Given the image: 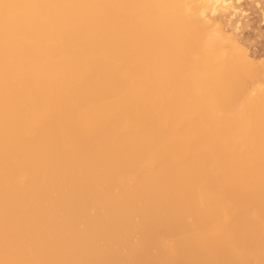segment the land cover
Masks as SVG:
<instances>
[{"label": "rangeland", "instance_id": "rangeland-1", "mask_svg": "<svg viewBox=\"0 0 264 264\" xmlns=\"http://www.w3.org/2000/svg\"><path fill=\"white\" fill-rule=\"evenodd\" d=\"M252 1H254V0H174V1H162V2H160L159 3V9H161V10H164V9H166V7H168L169 5H170V8H171V6H172V8H173V10L175 11V12H178V13H180L181 14V16L184 18V19H186V20H190L191 18H193V17H199L203 22H204V24H205V26H206V28H205V30L202 32V34L200 35L199 34V36H200V38L201 39H203V42H202V44H201V47H203V48H205L206 46H209V47H215L216 45H219V46H221V45H223V46H221V48H218L217 50V56H218V54H219V56L221 57V59H226V57L228 56V54H230V53H232V52H234L235 50V52L234 53H236V54H239V56L241 57V58H238L236 61H238V63H240V62H243L244 64H246V63H248L249 62V64L251 63V65L253 66V64H254V67L257 65V68L255 67V69H258V71H257V75H255L253 78H250L249 79V82L248 83H246V88H247V94H246V96L242 99V100H239V105H237V101H235V99H236V96L233 94L234 92H235V90H234V92L232 93V91L231 92H227V95H234L233 97H234V104H236V106L238 107V109H239V113L241 112V111H243V109H244V113H248V111H249V109L253 106V105H255V103L254 102H257V99H259V102H261L263 105H264V70H263V67H264V2H260V1H255V2H252ZM165 2H168V3H165ZM258 3H259V5H260V7H258L259 5H258ZM225 17V18H224ZM241 19V20H240ZM227 28V29H226ZM230 28V29H229ZM106 29V28H105ZM229 30V31H228ZM225 31H227V33L225 32ZM230 31H231V33H230ZM108 32H110V31H107L106 30V35H108L109 33ZM112 32V31H111ZM110 32V34H111V36H112V33ZM116 32V31H115ZM109 34V35H110ZM116 34V35H115ZM102 35H105L104 34V31H103V33H102ZM102 36L104 39H102L100 36V38L102 39H99V40H101V41H107L106 43L105 42H101V44H99L100 42H99V40H98V42L99 43H95V41H96V39H90V40H88L87 41V43H89L90 41H94V43L95 44H90L89 43V45L87 44V45H84V44H86V43H84V44H82V45H84V46H82L81 47V44H80V46H77L79 49L77 50L76 48L77 47H75L74 49V51L73 52H71V50H70V52H67V50H65V52L67 53V54H69L68 56H67V54L64 52L63 53V55L61 54L62 53V51H64V50H62L63 48L62 47H60V44H58L57 43V45L55 44L56 42H52V44H54L53 46H51L52 48H51V51H50V56H51V54L53 53V56H55L56 55V57L59 55V54H61V55H59L57 58L55 57V58H53L52 56V59H49L50 57H49V55L47 54L46 56L47 57H49L47 60L45 59V55H42V56H45V57H42V59L44 58L45 59V62H43V60L39 57V59H40V63H41V61L43 62V63H41V66H40V63H38L39 65H37L36 67H41L42 69H43V67L46 65V61L48 62V60H50L48 63H47V65H48V70H49V73H51V74H49L50 76L49 77H51V76H53V78L56 80V83L54 84V82H53V78L50 80V78L48 77V83H50V82H52L53 84H51L50 83V85H49V92L50 91H52L53 89L55 90L56 89V91H57V93H55L54 92V90L52 91V92H50V94L49 95H51V93H53L54 92V94L55 95H57L58 96V99H56L57 97L54 95V94H52L53 95V97H56L55 99H53L52 97L51 98H49V102L51 103V101H55V103H56V105H57V103H58V101H59V105L58 106H56V105H52V103L54 102H52L51 104L49 103V105L51 106L52 105V107L53 108H57L56 109V111H51L50 112V110L51 109H49V111L48 112H50V114H46L47 116H45V117H41V119H43L42 121V123H41V119H39V124L38 125H40V123L43 125V128H46L47 127V130L49 129H52V127L51 126H53V123H54V126H58L57 128V131H56V128H54L55 130H53V132H52V130L49 132V131H45V129H44V131L43 132H41L40 130L42 129L41 127V125L40 126H38L37 124V127H40L41 129L39 130L37 127H36V125L35 126H32V124L29 122V126H31V127H33V128H31V127H28L27 125H28V121H27V119L28 120H30L29 118H27V119H23V121H25V122H27V125L25 124L24 126H23V128H21L23 131H25V129H26V127H28L27 129H26V131L28 132V133H26V132H24V135L23 136H21L22 137V139H21V137H20V139H19V137L17 136V138H16V140H15V142L12 140V142L10 143V142H6V141H3V140H5V139H2L1 137V141H0V143L2 144L3 142H5V143H7L8 145L7 146H5V143H3L2 145L0 144V149H1V146H2V148H4L2 151H0V152H3V151H7V153H9L10 152V154L8 155V154H6V153H0V164L1 163H3V165H5V166H3L2 164V166H0V183L2 184H0L1 186H0V188H2V189H5L6 188V190L7 191H9V192H6L5 190H1V192L0 193H7L8 195L9 194H11V195H13V196H8L7 194H5V195H7L8 197H3V194H2V198L0 197V200L2 199L3 201H5V202H1L0 201V203H3V204H7V199L9 200L10 198H11V200H13L15 197L16 198H20V200L19 199H14L13 201H9L8 202V204H10V203H12V202H14V203H16V204H14V203H12L13 205H18V206H16V207H14V210L17 208V207H19V204L21 203L20 201H22V204H23V202H24V206H30L31 204L34 206V205H36V206H30L31 208L33 207V208H38L39 207V204L41 205L40 206V209H39V211L40 210H44V212L43 211H38V212H36L38 209H36L35 211H34V209L32 208V210H31V208L29 207L28 209H27V207L25 208L23 205L21 206V204H20V207H22V208H25V211H24V209H22L23 210V212L24 213H22L23 215V217H24V214H25V217L24 218H30V216H27V215H31V218H32V222H31V218H30V221H27L26 219L24 220V221H21L20 220V218H19V220H17L18 219V216L16 215L17 213V210H18V213L19 212H21V209H19V208H17L15 211L14 210H12V212H11V214L13 215V211H14V213H16V214H14L15 216V218L14 219H16V221H17V223L19 222V221H21V222H25L24 223V225H26V222H28L27 223V225L26 226H28V227H24L26 230H28V231H30V230H32L33 229V225H35L34 227H38V228H41V229H43V235H45V236H47V237H51L52 236V238H55V239H59V240H62L64 243H65V245L67 244L68 245V243H69V245H71V247H75V245H77L76 243H78V237L80 238V236L82 235V236H85V237H81V239L82 240H84V241H82L81 243H83V248L85 249V245H84V243H85V240H86V245L88 244V246H89V243H90V246L94 243V246H95V248H98L99 247V249H100V251H99V249H97L99 252H101V250H102V253H105V254H107L109 251H111V250H109V251H107V252H105L106 251V249L108 250V249H112V251H113V253H111V252H109V256L108 257H106L105 259L103 258V260H102V262H98V264H103V263H105V264H184L186 261L188 262V260L186 259L187 258V256H186V249H187V247L188 246H190V245H194L195 246V248H194V250H195V252H203V254H205V256H207L205 259L203 258L204 257V255L201 253V255H203L202 256V260L201 261H203L202 263L203 264H213V262H214V259H215V263L214 264H228V262L230 263V264H256L257 262V264H260V263H262V264H264V211H262L263 209H264V203L262 204V202H264V197L262 198L261 196H264V195H261V194H263L264 193V125H263V123L261 124V122H264V115L263 114H257L256 116L258 117V115L260 116H262L261 118H262V121H261V118L260 117H258L259 119H260V121L258 120V118H254L253 117V119H255V120H252V119H250V122H252L253 121V123H250L249 122V117L247 116V114H244V115H246L247 117H245L243 114H242V112H241V114L244 116V119L246 120V119H248L247 120V123H245L244 121H243V125H244V127H240V126H243L242 125V123L240 124V126H234V127H236V129L234 128V127H231V128H233V129H235L236 131H234L233 132V129H231L232 130V132H231V130H228V131H230V132H228L227 133V131H225V130H227V129H224L223 130V128H221L222 129V131H220L221 129H218L219 127H222L224 124H225V119H226V117L228 118V117H230V116H232L233 114V112L234 111H236L237 112V109H236V106L235 107H233V112H231V113H229L230 111L228 110L229 108L231 109V106H233V105H231L230 106V104L228 105V103H230V102H232L231 104H233V100L231 101V99H233V98H230L231 97V95H230V99L229 98H226V100L227 99H229V100H223V99H221V98H218V97H220L221 96V94H222V92H221V94H220V96H217V97H215L216 95H218L217 93H215V94H212V96H211V93L208 95V98L206 99L207 101L208 100H210V99H213V95H214V101L216 102H214L215 104H218V102H221V103H226L227 105L226 106H230L229 108L228 107H226V106H224V108H228V109H222L223 108V106H221V107H219L222 111L220 112V110H219V108L217 109V108H215V107H217V106H219V104L218 105H215L214 103L212 104V105H215V107H213V110L211 111V114H216L217 112H214L213 113V111L215 110V109H217V110H219V112L220 113H218V116L220 117V119L218 120V118L216 117V119H215V116H217V114L215 115V116H213L212 115V117L213 118H210L211 119V121H212V119H213V121L212 122H209V124L210 125H208V122H203V130L205 129L204 128V126L206 125V128L207 129H205L206 130V132L204 133V131H203V133H204V135H203V133L201 134V132H202V130L199 132V133H197L198 131H196L197 130V128L194 130L193 128V125L195 124H191L190 122H193L194 120H196V118H194V116H195V114H194V116L192 117V118H194V119H192L190 116H188L189 114L190 115H193V113L192 112H190L189 110L187 111V112H190L189 114H186L187 112H186V110L183 112L184 113V115L183 114H181L183 117L182 118H180V120L178 119V121L180 122V124L178 125V124H176L175 123V121H176V118H179V117H181V115L179 116V117H177L176 115H172L173 113L174 114H176V112L174 111L175 109H172L173 107H175V105L174 106H172L175 102H177V100L176 101H172V100H174L173 98H172V96H171V93H170V91L168 92V93H170L169 95H168V93H166V90L168 91L169 89L168 88H166V90H165V88H163V85H164V87H167V86H165V84H164V79L165 78H167L165 75H162L161 74V70L159 69V68H157V67H155V66H153V65H151V64H147V66H146V64H142V63H139L138 61H137V57L135 56V52H133L132 53V49L131 50H127V48L129 49L130 47H131V45H130V43H128V42H124V41H121L120 39L118 40L117 39V37H115V36H117L118 34H117V32L116 33H114V31H113V35H115L114 37L117 39V41H116V39L114 38V37H111L110 39H106V37H108V36ZM235 36H237V38H235L236 40H238V41H231L230 39H232V40H234L233 38L235 37ZM14 37H16V35H13V37H11L10 36V38L8 37L7 38V40L9 39V44H7L8 43V41L6 40V44L7 45H11L10 44V41L13 43L14 41H16V39H13ZM98 37V38H99ZM231 37V38H230ZM13 39V40H12ZM19 40V39H18ZM21 40H24V39H20V41ZM253 40V41H252ZM60 41V43H62V40H59ZM58 41V42H59ZM233 42L234 43V45H233V43H229V42ZM242 41V42H241ZM250 41V42H249ZM116 42V43H115ZM105 43V44H104ZM117 43L118 44H120L119 45V47H120V49L118 48V46H117ZM126 43H128V44H126ZM243 43V44H242ZM253 43V44H252ZM98 44L100 45L99 47H98ZM242 44V45H241ZM251 46H250V45ZM91 45V46H90ZM95 45H96V47H95ZM104 45H106L105 47H104ZM124 45V46H123ZM240 45V46H239ZM254 45V46H253ZM116 51H114L111 47ZM122 46V47H121ZM245 46H247L248 47V49H244V47ZM123 47H125L126 49H123ZM252 47V48H251ZM117 50H116V49ZM122 48V49H121ZM250 48V49H249ZM59 49V51L61 52V53H59V54H55V53H58L57 52V50ZM62 51H61V50ZM112 49V50H111ZM119 49V50H118ZM241 49H242V51H241ZM56 50V51H55ZM121 50V51H120ZM125 50L126 51H129V52H125ZM197 50H203V49H197ZM243 50H244V54L242 53L243 52ZM69 51V50H68ZM77 51V52H76ZM119 53H118V52ZM237 51H239V52H237ZM131 52V53H130ZM246 52V53H245ZM72 53V54H71ZM74 53V54H73ZM117 53V54H116ZM122 53H125V54H122ZM120 54H122V58L123 57H126L125 59H129V57H128V54L130 55V54H132V55H130V59L133 61L134 59L136 60H134V62H132L131 61V65L133 64V66H128L129 65V63H130V60H129V62L127 61V63H126V61H124L125 59H123V61L120 59V57L119 56H121ZM133 54H134V56H133ZM243 56H242V55ZM247 54V55H246ZM66 55V56H65ZM127 55V56H126ZM2 56V57H1ZM3 56H4V53L2 52V51H0V60H2V58H3ZM132 57H135L134 59L132 58ZM197 56H195V58H196ZM242 58H244V59H242ZM247 58V59H246ZM39 59L37 60V61H39ZM262 59H263V61H262ZM240 60V61H239ZM246 60H248V61H246ZM245 61H246V63H245ZM254 61V62H253ZM121 62V63H120ZM125 62V63H124ZM115 63H117L116 65H115ZM253 63V64H252ZM31 64H33V63H31ZM31 64H29L28 66H31ZM128 64V65H127ZM136 64H138V66L136 65ZM52 65H54V67L51 66ZM57 65V66H56ZM124 65H126V69H125V66ZM136 65V66H135ZM141 65H143V66H145V67H149L148 69L149 70H152V75H151V77H148L147 79H146V77L149 75L148 73H146L147 71H145L146 69L145 68H143V66H141ZM43 66V67H42ZM50 66V67H49ZM56 66V67H55ZM59 66V67H58ZM124 66V69L122 68ZM135 66V67H134ZM139 66H140V70H143L144 69V71L142 72V71H140L139 70ZM260 66H262L261 68H260ZM31 67H33V66H31ZM36 67H33V68H31V71L33 72V70L32 69H36ZM98 67H100V68H98ZM134 68V69H132V70H130L129 68ZM138 67V68H137ZM143 69H142V68ZM259 67V68H258ZM52 70V72H50V69ZM53 68H54V70H56L57 68H59L58 69V71H55V73H53L54 72V70H53ZM114 68H115V70H114ZM135 68H137L136 70H135ZM154 70H153V69ZM159 70V72H158V70ZM26 70H28V72H29V69L30 68H27V66H26V68H25ZM112 69V70H111ZM45 70V69H44ZM46 70H47V68H46ZM47 70V71H48ZM129 70V71H128ZM137 70H139V72H137ZM156 70V71H155ZM30 71V72H31ZM35 71V70H34ZM100 71V72H99ZM111 71V72H110ZM117 71V73H116V75H115V72ZM132 71H136V72H132V75H131V72ZM97 73L96 75L99 77V78H97L96 76H95V73ZM108 72V73H107ZM110 72V73H109ZM113 72H114V74H113ZM142 74H141V73ZM148 72H150V71H148ZM217 72V71H216ZM35 72H33V74H34ZM93 73V76H95L94 77V81H93V76L91 75ZM99 73V74H98ZM134 73H136V75H137V73H139V75H135ZM144 73V74H143ZM147 74V76H146V74ZM162 73H164L163 71H162ZM30 74V73H29ZM32 74V73H31ZM58 76H56V75ZM118 74V75H117ZM133 74L135 75V77H134V79H135V82H134V79H133V81L131 80L132 78H133ZM151 74V73H150ZM165 74V73H164ZM207 74H210V72L209 73H207ZM211 74H213L212 72H211ZM109 75V76H108ZM142 75V76H141ZM92 76V77H91ZM113 76L115 77V78H113ZM139 76L143 79L142 80V82H143V84H141V81H139V83L138 82H136V77L137 78H139ZM150 76V75H149ZM152 76L154 77V78H152ZM160 76H162L164 79H162V80H159V77ZM177 76L178 75H176V78H173V79H177ZM89 77H91L90 78V81L91 82H94V84L95 83H97V84H93V83H91L90 85H89V83L90 82H88V80H87V78L89 79ZM101 77V78H100ZM145 77V78H144ZM162 77H160V79L162 78ZM175 77V76H174ZM140 78V79H141ZM152 78V79H151ZM181 78V80H179ZM180 78H178L177 80H179V82H181L180 84H182L183 85V76H181ZM140 79H138V80H140ZM146 80V82H145V80ZM49 80H50V82H49ZM149 82H148V81ZM175 80H174V82H175ZM176 80V81H177ZM88 82V84H87V82ZM157 83H156V82ZM47 82V81H46ZM150 82H152V83H150ZM153 82H155L154 84H153ZM178 81L177 82H175L174 84H175V87L178 85V83H179ZM86 83V84H85ZM140 84V85H138V84ZM146 85H148V86H144L145 84ZM149 83V84H148ZM94 85V86H91V85ZM151 84V87H152V85H154L153 87V91H151V92H154V90H155V87L156 86H158L159 84V86L157 87L158 88V92H160L159 94H153V93H150V89H151V87H149V85ZM158 84V85H157ZM180 84H179V86H180ZM185 84V83H184ZM85 85H89L88 86V88H86L87 86H85ZM142 85L144 86V88L145 87H148V90L146 91H144L146 94L149 92L150 94H153V97H152V95L151 96H149L148 94V96L149 97H147V95L143 92V91H140L139 90V88H141V89H143V87H142ZM156 85V86H155ZM51 86H53V87H51ZM54 86H56L55 88H54ZM86 88H84V87ZM140 86V87H139ZM91 87V88H90ZM161 89H160V88ZM172 87V85H170L169 86V88H171ZM173 87H174V85H173ZM83 88L85 89V90H87V91H85V90H83ZM23 89H27V88H25L24 86H23V88H22V90ZM52 89V90H51ZM89 89H91V90H89ZM147 89V88H146ZM163 89H164V91H163ZM172 89V88H171ZM144 90V89H143ZM155 90V92L154 93H157V91ZM165 93V95L164 94H161V93H163V92ZM228 91V90H227ZM230 91V90H229ZM139 92V93H138ZM141 93V94H140ZM168 96H167V95ZM223 94L225 95L226 94V91H224L223 92ZM222 94V96H224ZM51 95V96H52ZM138 95H140V96H138ZM146 95V96H145ZM158 96V95H160V97L161 96H166V97H169V99H171V101H172V103H170V101H169V103L170 104H172V105H170V104H167L168 103V101H167V103H163L162 101H160V99L162 98H160L159 96L158 97H155V96ZM221 96V97H222ZM261 96V97H260ZM50 97V96H49ZM171 97V98H170ZM165 98V97H164ZM219 99V100H217V99ZM261 98V99H260ZM51 99H53V100H51ZM163 99V98H162ZM161 99V100H162ZM168 99V98H167ZM167 99H163V101L164 102H166L165 100H167ZM168 99V100H169ZM221 99V100H220ZM186 100V99H185ZM184 100V101H185ZM213 100H210L208 103H210L211 101H213ZM222 100H223V102H222ZM236 100H238V97H237V99ZM158 101H160L161 103H163V105H168L167 106V108L164 106L160 111H163L164 109H167V110H169V109H171V110H173L174 112L172 113L171 112V110H169V112H168V114H166L165 112H162L163 113V115H164V113H165V115L162 117L161 116V114H160V116H159V114H158V116L157 117H154V121H153V119L152 118H149L150 116H148L147 114L149 113V112H151V111H153L152 109L154 108V110H156L155 108L156 107H154V106H158V104H160V102L158 103ZM183 101V102H184ZM187 101V100H186ZM185 101V102H186ZM189 101H190V99H189ZM192 101V100H191ZM224 101H226V102H224ZM230 101V102H229ZM174 102V103H173ZM179 102V101H178ZM253 102V103H252ZM24 103H25V101H24ZM26 103H27V101H26ZM25 103V104H26ZM158 103V104H157ZM123 104V106H121ZM125 104V105H124ZM128 104V105H127ZM146 104H147V106L149 107V105H151V108L152 109H149V112H148V110H147V108H145V107H147L146 106ZM186 105H191V103L189 102V103H185ZM207 104V103H206ZM251 104H253V105H251ZM259 104V103H258ZM257 103H256V105H258ZM28 105H29V101H28ZM111 105V106H110ZM127 105V106H126ZM161 105V104H160ZM159 105V106H160ZM220 105H222V104H220ZM261 105V104H260ZM14 106V105H13ZM17 106V105H16ZM13 107V108H16V112H17V110H20V109H18L19 107L21 108L22 106L20 105L18 108L17 107ZM23 106H25L24 104H23ZM26 106H27V104H26ZM30 106V105H29ZM55 106V107H54ZM113 106V107H112ZM120 106V107H119ZM130 106V107H129ZM133 106L135 107L134 109H136L135 110V112H137L136 114H134V116H136V117H138L137 116V114L139 115V113L140 112H142V115H143V113H144V115L145 116H147V118L148 119H146V121L148 120V121H150V120H152V122H150L151 124H154L153 122H155V120H156V124H155V126L156 127H154V125H151V124H149V122H148V125H151V126H148V125H145V123H146V121L144 120L143 122H141V123H144V124H142L141 125V123L139 122L140 120H143V119H145V118H139V121H136V120H138V119H136L135 117H133V114H128V115H130V116H132V117H130V118H135V120L133 121V120H131L130 118H128L127 116V112L129 113H132V111H131V109H129V108H131L132 107V110H133ZM159 106H158V108H159ZM250 108H249V107ZM51 107V108H52ZM122 107V108H121ZM126 107H128V109L126 108ZM12 107H11V110H13L14 111V113H16L15 112V110L13 109ZM22 108H25V107H22ZM21 108V109H22ZM26 108H28V107H26ZM26 108H25V110H24V112L26 111ZM30 108V107H29ZM29 108L27 109V110H29ZM32 108V107H31ZM30 108V110L27 112H25V115L27 114H29V112L31 113V112H33L32 111V109ZM53 108H52V110H53ZM124 108H126V109H124ZM144 108L147 110V113H146V110H144ZM160 108H161V106H160ZM215 108V109H214ZM249 108V109H248ZM54 109V110H55ZM118 109V110H117ZM119 109H121V110H119ZM246 109H248V111L246 112ZM127 110V111H126ZM142 110H144V111H142ZM216 110V111H217ZM225 110V111H224ZM232 110V109H231ZM122 111L124 112L125 111V114H126V116L122 113ZM229 111V112H228ZM2 112V113H1ZM102 114H101V113ZM153 112H156V111H153ZM224 112L226 113V114H224ZM236 112L234 113V114H236ZM96 113H99V116L97 117L95 114ZM146 113V114H145ZM152 113V112H151ZM151 113H150V115H151ZM157 113H159V110L157 109ZM157 113L155 114V113H153L154 115H157ZM161 113V112H160ZM169 113H171V114H169ZM221 113H223L224 115H222ZM232 114V115H229V114ZM238 113V112H237ZM238 113V114H239ZM32 114V113H31ZM31 114H29V115H31ZM152 114V115H153ZM222 116V117H224V118H222L220 115ZM228 114V115H227ZM3 116V115H5L4 114V112L3 111H0V116ZM16 115V116H15ZM92 115H95L94 117H93V119H92ZM98 115V114H97ZM140 115H141V113H140ZM143 115V116H144ZM152 115H151V117H152ZM169 115V116H168ZM170 115H172L171 117H176V118H174L175 119V121H174V119L173 118H169L170 117ZM186 115H187V117H186ZM102 116V117H101ZM165 116L167 117V119H168V121H167V119H165ZM184 116L187 118V119H192L193 121H190V122H188V123H186L187 125H189L188 127H185L186 125H183L182 124V122L184 123V122H187V120L184 118ZM236 116H238V115H236ZM236 116L234 117V119H237V120H235L234 122L235 123H238V122H236V121H240V119H242L243 118V116H240L239 115V117H241L239 120H238V118H236ZM5 117H7L6 115H5ZM11 117V118H10ZM14 117H15V119H17V118H19L18 117V115H17V113L16 114H14V116L12 117V116H9V118L7 119V120H13L14 119ZM142 117V116H141ZM160 117V118H159ZM98 118V119H97ZM161 118H164V120H163V122L166 120V122H164V123H167V124H169V126H172V128H170L169 126H167V124L166 125H164L163 123H162V126H163V128H161V127H159V124H161V123H159L160 121H162L161 120ZM185 120H184V119ZM230 118H232V120L231 121H233V116L232 117H230ZM229 118V119H230ZM243 119V120H244ZM0 120L2 121V120H5V118H3L2 117V119H1V117H0ZM91 120H92V122H91ZM159 122H158V121ZM169 120H173L174 121V123H173V121L171 122L170 121V123H171V125H170V123H169ZM215 120H217L216 122L218 123H216L215 124ZM227 121H228V119H226ZM252 120V121H251ZM258 120V121H257ZM133 121V122H132ZM189 121V120H188ZM255 121H257L256 123H255ZM135 122H139V125H141V126H139L137 123V125L135 124ZM159 124H158V123ZM178 122V123H179ZM195 122V121H194ZM221 122H224L223 123V125L221 124ZM229 122V121H228ZM240 122H242V121H240ZM249 122V123H248ZM50 124V123H52V125L49 127V125L47 126V124ZM212 123V124H211ZM23 124V123H22ZM45 124H46V126H45ZM58 124V125H57ZM135 124V125H134ZM157 124H158V126H157ZM246 124H247V126H246ZM254 125V127H253V125ZM3 125V122L0 124V128H1V126ZM173 125L175 126H177L178 125V127H173ZM215 125V128L213 127L212 128V126H214ZM219 125H221V126H219ZM53 126V127H54ZM59 126H60V128H59ZM133 126L134 127H140V128H138V129H143L142 131H144L145 133L144 134H147V133H150V134H147V136H151L152 137V139L156 142V143H159V147H160V149H158V147L156 148L157 150H161V152H164L165 154H167V156L171 159V160H167L165 157H164V153H163V157H162V153L160 152V159H158L159 157L157 156V155H159V154H154L156 157H154V155H150L151 153H149V155L150 156H148V154H147V158H149L148 159V162H152L151 164H150V166H148L149 164H146L147 162V158H146V153H148V152H146L145 153V151H143V150H145L146 149V147H147V145H148V143L149 142H152V141H150V138H147V136L146 135H143V134H141V132H140V130L138 131L137 130V127H136V129H133ZM161 126V125H160ZM185 127V129L183 128V127ZM208 126V127H207ZM218 126V127H217ZM232 126V125H231ZM34 127H35V129H34ZM182 127V128H181ZM210 127H211V129H210ZM238 127H240V129H237ZM29 128L31 129V130H29ZM152 128V132H150V131H147L148 129H151ZM176 129L177 128V130H176V132H174L175 130L174 129ZM191 128V129H190ZM208 128H209V131L207 132V130H208ZM2 129V128H1ZM36 129H37V131H36ZM61 129V130H60ZM144 129H146V130H144ZM170 129H173L174 131H170ZM182 129H184V130H186L187 132H181V130ZM213 129V130H212ZM214 129H216L215 130V133L214 132H211V131H214ZM228 129H230V127L228 128ZM33 130H35V131H33ZM62 131V133L60 132V131ZM132 130H134V133L135 132H137L138 134H140L141 135V137L140 136H134L133 137V135L131 136L133 139H131V138H129L130 137V135L133 133L132 132ZM168 130H169V133H168ZM192 130H194V131H192V133H190ZM218 130L221 132V133H225L226 132V135H223V136H221V133L219 132V136H217L216 134H218L217 132H218ZM256 130V131H255ZM29 131L31 132V134L29 133ZM38 131H40V132H38ZM54 131H55V133H54ZM132 132L131 134L129 133V132ZM167 131V132H166ZM39 133V135L41 136V137H43V135H41L40 133H44L45 132V134H44V138L45 139H43V141H42V138L41 137H39V139H40V141L38 140V139H36L35 140V136H37L36 138H38V136L39 135H37L38 133ZM56 132H58V134L56 133ZM140 132V133H139ZM164 132H166V133H164ZM170 132H172V134L170 133ZM174 132V133H173ZM189 132V133H188ZM256 132H258V133H256ZM26 133V134H25ZM37 133V134H36ZM46 133H47V135L48 134H50L51 135V137L50 136H48L49 138H47V135H46ZM59 133H61V134H63V135H60ZM136 133V135H138ZM194 133V134H193ZM206 133H211L210 134V136L211 135H214V136H217V137H219V138H217L218 139V141H217V139H216V142L214 141V140H210V139H213L212 137H214V136H212V137H210L209 138V144H211V145H204V144H207V142H205V141H207V139L206 138H208L209 137V134H206ZM213 133V134H212ZM230 133V134H229ZM254 133L255 134H259V135H256V137L255 136H253L254 135ZM35 134V136L33 137V135ZM253 134V135H252ZM31 135V137H33L32 139L33 140H30L29 138H26V136L28 137V136H30ZM56 135V136H58V137H61L62 136V138L60 139V138H56L58 141H59V143H58V141L57 140H55V137L54 136ZM60 135V136H59ZM129 135V136H128ZM142 135L144 136V138H145V140H146V142H145V140H144V138L142 137ZM197 135H202V137L201 136H197ZM124 136H125V138H126V136H128L127 138H126V143H124V140L125 139H123V140H121L119 137H121V138H124ZM204 136V137H203ZM220 136H221V138H220ZM253 138H252V137ZM259 136V137H258ZM25 137V139L26 140H24V142L22 141L23 140V138ZM140 139H139V138ZM196 137H200L197 141H199V140H201V138L203 139V140H201L202 141V145L201 144H199L200 143V141L199 142H197L196 141ZM254 137H255V139H257L256 141L254 140ZM260 138L261 137V142L258 140V138ZM51 138V139H50ZM117 138H119L120 140H118ZM137 140H136V139ZM206 140H205V139ZM216 137H214V139H215ZM246 138V139H245ZM249 138V139H248ZM251 138H252V140H251ZM21 140L20 142L21 143H23L24 145H26L25 143H27L28 141H32L31 142V144H36V141L37 142H39V143H41V141L44 143V141H45V145H43V146H41L42 145V143L41 144H39V146L38 145H31L30 143H27V144H30V145H26L25 146V148L27 149H24V147H22V149H24V150H21V146H23L20 142H19V140ZM27 139H28V141H27ZM50 139V141L52 142H54V145H53V142L49 145V144H47ZM53 139V140H52ZM149 139V141H147ZM177 140V141H175V140ZM220 139H221V143L223 144V146H222V144H220L219 142H220ZM55 140V141H54ZM60 140H62L63 142H62V145H60L61 144V141ZM100 140V141H99ZM139 143L138 145H139V147H140V150H142V148H143V153H145V156H143L144 154L142 153H140L141 151L139 150V148H138V152L137 151H135L134 149H136L137 150V143H135L136 141ZM173 140V141H172ZM245 140H247V141H245ZM256 142V143H254V141ZM16 141H17V143H16ZM25 141H27V142H25ZM99 141V142H98ZM102 141H105V142H107V143H102ZM118 141H120V142H118ZM121 141H123L122 143H121ZM140 141H141V143H140ZM143 141H144V143H143ZM170 141H172V142H177V144L179 145H177L180 149H182V150H180L181 151V153H182V155H181V153H179L180 151L178 150L179 148L177 147V146H175V147H177V149L176 148H174L175 150H177V151H179V152H177V151H174V149L172 150V149H170V150H168V148L167 147H165V145H167L168 146V143L170 142ZM203 141H204V143H203ZM213 141H214V143L216 144L215 146L216 147H213L214 146V143H213ZM252 142V143H247V142ZM96 142V144L99 146V143L101 142L102 144H104L103 145V147L105 148V150H104V148L101 146L100 147V151L101 150H104V151H101V153L102 152H105L106 153V148H107V146H109V144H110V148L108 147V149H107V151L109 150V151H111L110 149L112 148V146H113V148H112V152L113 153H115V154H120L121 152H119V150H121L122 152L124 151L125 153L126 152H128L129 150H132V151H130V152H128V154L130 153V155L131 156H133L132 154H134L135 153V158L137 159V161H140V162H142L143 161V163L145 162V164L143 165L142 163V166L140 165V163L139 162H135L136 161V159L134 160V156H133V158H131V161H129L130 160V156H128L129 158V162H134L133 163V165H132V163H126L127 161H126V159H124V157L125 158H127V154H125L124 152L123 153H121V154H124V155H126V156H122L121 154V157H120V155H115V154H113V157H114V155L115 156H117L119 159H117L116 157H114V158H112V155H111V153H109L108 152V159H109V157H110V155H111V157H110V160H111V158H112V161H113V159H114V161L112 162H110V160H108L109 161V163H113L112 165H114V166H112V165H109V163H106L107 164V166H105L104 165V161L105 160H103V159H107V155H101V156H103V157H101L100 156V158H102V160L99 158L98 160H100L102 163H103V165H101V164H99V162L96 160V158H97V156L95 157L94 155V158L93 159H95V160H93L92 161V159L90 158V156H91V154L93 153L94 154V152L93 151H97V153H98V150L96 149V148H98V146L96 147L95 145L96 144H94V143ZM171 142V143H172ZM174 142V143H175ZM20 143V144H19ZM91 143H93V144H91ZM100 143V144H101ZM109 143V144H108ZM120 144V146H119V144ZM145 143L147 144V145H145ZM152 143H154V142H152ZM152 143L150 144V148H149V146L147 147V148H149V149H151V150H149L148 149V151H153L154 153H156L157 152V150L154 148V149H152L151 148V145H152ZM155 143V144H156ZM171 143H169V147H170V145H171ZM174 143H172V145L171 146H173L174 147ZM212 143H213V145H212ZM259 143V144H258ZM261 143V144H260ZM63 144H65V145H63ZM90 144H91V146H90ZM105 144H106V146H105ZM112 144V145H111ZM116 144L118 145V146H116ZM125 145V144H127L128 146H129V150H128V148H126V150H128V151H126L124 148L126 147V145L125 146H122L121 147V145ZM135 145V147H134V145ZM140 144H141V146L144 144L146 147H141L140 146ZM186 144V145H185ZM221 146H220V145ZM20 145V146H19ZM54 147H53V146ZM58 145H60L62 148L61 149H56V148H58ZM94 145V146H93ZM160 145H162L163 147H161ZM176 145V144H175ZM188 145V146H187ZM204 145V146H203ZM217 145H219V146H217ZM30 146H32V147H30ZM51 146V147H50ZM59 146V147H60ZM64 146H65V148H64ZM91 147V148H94L93 150L92 149H90V151L88 152V147ZM93 146V147H92ZM131 146L132 147H134V148H131ZM152 146H154V145H152ZM155 146H158L157 144L155 145ZM212 146V147H211ZM89 147V148H90ZM116 147H118V148H116ZM167 149V150H163L162 151V149L161 148H163V149H165V148ZM173 147H171V148H173ZM184 147V148H183ZM186 147V148H185ZM218 147L220 148V147H222V149L220 150V149H218ZM131 148V149H130ZM145 148V149H144ZM215 148H217V149H215ZM51 149V150H50ZM183 149H186V150H183ZM54 150V151H53ZM64 150V151H63ZM84 150H86V151H84ZM5 151V152H6ZM64 153H63V152ZM65 151H67V153L69 154V156H68V154L66 153L65 154ZM81 151V152H80ZM92 151V153L91 154H88V153H90ZM95 151V152H96ZM115 151V152H114ZM146 151H147V149H146ZM159 151H158V153H159ZM222 151V152H221ZM82 152H87V154H85V155H90V156H88L87 158H85L84 156V153H82ZM118 152V153H117ZM132 152V153H131ZM136 152L138 153V154H136ZM153 152H152V154H153ZM177 152V153H176ZM71 153V154H70ZM83 154V155H80L79 156V154ZM100 153V152H99ZM99 153H98V155H99ZM100 153V154H101ZM140 153V154H139ZM180 155H179V154ZM258 153H260V154H258ZM14 154V155H13ZM256 154H258V155H260V156H256ZM12 155V156H11ZM67 155V156H66ZM96 155V154H95ZM137 155H142V157H141V159L143 158V160H141L140 159V157L139 156H137ZM3 156H5V157H3ZM7 156V157H6ZM10 156V157H9ZM75 156H76V158H75ZM106 156V157H105ZM166 156V155H165ZM29 157H30V159H29ZM47 157H50L51 159H52V161H51V159L50 158H47ZM54 157V158H53ZM69 157H70V159H69ZM79 158V160H78V158ZM139 157V158H138ZM144 157H145V159H144ZM152 157V158H151ZM154 157V158H153ZM258 157H259V159H258ZM1 158H3V159H1ZM47 158V159H46ZM57 158V159H56ZM72 158V159H71ZM89 158V159H88ZM162 158H165V160H166V162H165V164H163L162 165V161H164V159L161 161V159ZM35 159V160H34ZM48 159H50V161H51V164H53L54 165V160H56V161H58V162H60V163H63L62 165L63 166H61V167H65V166H72L73 168H68L67 167V169L69 170V169H72V170H70V172L66 169H64V168H61V169H64V170H60V163H56L55 162V165L53 166V167H56V169L55 168H53V167H51V165L50 166H48L49 164H50V161L48 160ZM54 159V160H53ZM58 159H60V160H58ZM121 159H123L124 161V163L121 161ZM132 159H133V161H132ZM157 159V161H159V162H161V164H159V162L156 164V162L157 161H154V160H156ZM256 159V160H255ZM24 160H30L29 162H31V163H27V165L29 164V165H33V167L30 169V167L31 166H29L28 168H26V166L24 167V170H25V168H26V170L28 169L29 171L31 170H33L32 171V173L33 172H37V170H38V175H40L39 177L40 178H38V175H36L35 173H33L34 175H31V174H29L30 172L28 171V174H27V171L25 170H23V172L27 175H24V173L23 172H20L21 171V168H22V164H24ZM47 160V161H46ZM90 160V161H89ZM146 160V161H145ZM3 161V162H2ZM9 161V162H8ZM23 162V163H20V162ZM42 161H44V162H42ZM120 161V166H118V163H115V162H119ZM154 161V162H153ZM171 161V166H168L167 164H168V162H170ZM68 163V164H70V165H68V164H66L65 165V163ZM91 162H92V166L90 167V165H91ZM9 163H10V165H11V168H13L14 167V169H11L10 168V165H9ZM25 163V164H26ZM42 163H44V165L42 164ZM45 163H46V165H45ZM47 163H49L48 165H47ZM83 163V164H82ZM94 163V164H93ZM95 163H97V164H99V166H100V168H102V169H100L99 168V166L97 165V164H95ZM125 163H126V165H125ZM136 163H139V165H140V172L141 171H144L142 168H146V170H147V167L149 168L148 169V171L147 172H143L144 173V175H146L147 176V180H146V178H145V176L143 177V176H141V174L139 173V169H138V166H137V168H135V173H137V175H135V177H137L138 175H140L141 176V180H139V181H143V178H144V181H143V183L145 182V183H147L148 184V178L150 179V180H152V182L155 184V186H156V189H153L155 186H154V184H152V182H150V184H152L153 186H151L150 184H146V186L148 187L149 185V187H151L150 188V190H156V191H150V190H148V191H150V193L152 194V192H153V194L149 197V195H150V193L147 191V189H149V188H147L146 189V187H145V189H146V193L148 194L149 193V195H147V194H145L144 195V193H145V190H144V192H142V190H143V188L144 187H142V186H144V184H142V186H141V182L139 183V181H138V183H139V185L140 186H138V184H137V186L139 187V188H141L140 190H141V192L139 193V194H141V195H143L142 197H141V195H139L138 193H137V191L136 190H134L135 189V187L133 188L131 185L133 184V182H134V178L135 177H133L134 176V173H132L133 171H134V167H136ZM157 165V167L154 165ZM22 165V166H18V165ZM24 164V165H25ZM74 166H73V165ZM78 164V165H77ZM79 164L81 165V167H83V166H85L86 167V169H85V167H84V169L86 170V179H89V177L90 176H93L94 175V172H95V175L97 174V176L98 177H101V176H103V174H104V176L105 177H107V178H105L104 176H103V178L105 179V183L104 182H102L101 180H104L102 177L101 178H96V176H95V178L96 179H94V182H93V178L92 177H90V179H89V182H87V180L86 179H84V182H82V180L80 179V177L81 178H83L84 176H85V174H83V172L85 171L84 169H82L80 166H79ZM90 164V165H89ZM117 164V165H116ZM159 164V165H158ZM19 167L18 168V170H20L19 172L20 173H22V174H20L19 172V174L18 173H16L15 175H13L14 173V171H16L17 170V166ZM58 165H59V167H58ZM65 165V166H64ZM76 165V166H75ZM87 165H89V166H87ZM93 165H95V166H97L98 168L97 169H95L96 167L95 166H93ZM121 165H125L124 166V171H121L119 168L121 167ZM130 165V166H129ZM135 165V166H134ZM138 165V164H137ZM147 167H146V166ZM152 165H154V166H152ZM160 165H161V167H160ZM170 165V164H169ZM172 165H175V166H172ZM9 166V167H8ZM16 166V167H15ZM47 166H48V168H47ZM79 166V167H78ZM109 166H112V168H110ZM126 166H127V168H126ZM128 166L131 168V166H132V172L130 173L129 172V169L130 168H128ZM134 166V167H133ZM144 166V167H143ZM152 166V167H151ZM7 168L8 167V169H3V168ZM49 167H51V168H49ZM74 167H76V168H80L79 170H84V171H80L82 174L79 176V178L78 179H80V180H78V181H74V177H75V179H77L76 177L77 176H74V175H76V174H80L79 172H78V169L76 170V168H74ZM104 167L107 169H104ZM113 167H117V169H115V168H113ZM151 167V168H150ZM154 167V170L152 169ZM166 167H174V169L173 168H171V169H173V170H171L170 172H168L167 173V171L169 170V168L167 169ZM10 168V169H9ZM16 168V169H15ZM35 168V169H34ZM59 170H58V169ZM92 170H91V169ZM95 170H94V169ZM109 168V169H108ZM121 168V169H122ZM144 168V169H145ZM165 168H166V170H165ZM73 169H75V171L73 170ZM113 169H114V171H113ZM120 171H119V170ZM122 169V170H123ZM126 169V170H125ZM162 169H163V171L165 170L166 172H162ZM7 170H12V171H7ZM35 170V171H34ZM56 170V171H55ZM89 170H91L90 172H93V175H90V174H92V173H90L89 172ZM94 170V171H93ZM100 170H101V172L103 171V174H101V173H98V172H100ZM151 170H153V171H150ZM161 170V171H160ZM5 171H7V172H9L8 174H7V172H5ZM57 171L59 172H61V171H63V172H61L63 175H61V173L60 174H58L57 173ZM64 171H67L68 172V174H67V172L65 173ZM88 171V172H87ZM108 171H109V173H108ZM112 171V172H111ZM115 171H117V172H115ZM129 172L130 174L128 175V178H127V176H125L126 174L125 173H127V172ZM189 171V172H188ZM54 172H55V174H54ZM76 172V174H74ZM104 172H106V173H108L107 175H109V176H107V175H105L106 173H104ZM111 172V173H110ZM124 173L123 174V176L121 175L120 177H119V173ZM188 172V174L186 175V173ZM51 173H52V175H51ZM56 173H57V175H56ZM114 173V174H113ZM119 175H118V174ZM139 173V174H138ZM163 173L165 174V175H163ZM167 173V174H166ZM172 173H176L175 174V176L176 175H178L179 176V174H180V176L182 175V173L183 174H185V177H184V175L182 176V179H181V177H180V179H179V177H175L176 178V180L175 181H172V182H175V187L172 185V184H168V182L170 181V183H172L171 182V180H173V179H175L173 176V174ZM179 173V174H178ZM10 174V175H9ZM48 174V175H47ZM53 174H54V176L56 177L57 176V178H55V181L53 180V179H51L52 177H53ZM64 174H67V176L66 177H68L69 179H71V181L69 180V179H67L65 176H64ZM73 175V177H72V175ZM88 174L90 175V176H88ZM101 176H100V175ZM11 175H13V178H15V179H19V182H18V180H15V179H13L12 178V176ZM33 176L32 178H34V176L36 175L37 176V178L39 179V180H37V178H36V180L34 181H30V180H27V179H31L32 180V178H31V176ZM50 175V176H49ZM71 177H69V176ZM15 176V177H14ZM48 176V177H47ZM83 176V177H82ZM114 176V177H113ZM116 176H118L117 178L118 179H116ZM129 176H130V178H129ZM131 176L133 177V179L131 178ZM140 176H139V178L138 179H140ZM161 176V179L160 180H164L165 178H166V180H164V181H167V179L169 180V181H167V182H165L164 183V181H163V183H161L162 181H160V183H159V177ZM163 176L165 177V178H163ZM28 177V178H27ZM64 177L66 178V180H65V182L63 181V179H64ZM109 177V178H108ZM111 177V178H110ZM122 177H124V179H128V181H130V183H132V184H128L129 182L127 181V180H125L126 182H127V184H128V186L130 187V189H131V191L129 192V187H127V184H125L124 182V179L122 178ZM126 177V178H125ZM172 177H173V179H172ZM11 178L13 179V180H11ZM48 178H50V179H48ZM62 178V179H61ZM72 178H73V183H76L75 185L77 186V184H80V186H82V187H79L80 189L81 188H83L84 186H85V188H86V186H87V190L86 189H82L81 190V192H80V189L78 190V186L76 187V186H74L73 185V183H72ZM113 178H115V180H118V181H115L116 183H114V184H116V185H114V184H112L113 183V181L111 182V180L113 179ZM120 178V179H119ZM171 178V179H170ZM103 183V185L102 184H99V183H97L96 182V180L99 182V180ZM108 179H110V183H109V180ZM138 179H136V181L138 180ZM158 179V180H157ZM177 179H179V181L177 180ZM15 180V181H14ZM45 180H49V181H52V182H50L49 183V181L47 182V181H45ZM57 180H58V182H57ZM86 180V181H85ZM91 180V181H90ZM108 180V181H107ZM120 180V181H119ZM121 180H123V181H121ZM148 181V182H146V181ZM14 182V184H13V182ZM27 181H29V182H31L30 184H26L25 182ZM53 181L55 182V184L53 183ZM63 181V182H62ZM68 181H70V182H68ZM134 182L135 184L137 183V182ZM155 181H158V182H156L155 183ZM47 182V183H46ZM67 182V183H66ZM80 182H82V183H84V185H82V183H80ZM90 182H93L92 183V185L91 186H93V188H94V184L97 186V188H94V192H96V190H97V192H98V189L100 188V189H103V190H105V191H103V190H101V192L99 191L98 193L99 194H101V196L99 195V197H103L104 199H102V200H100L101 198H95V197H97V195H98V193L96 194H94V193H89L91 190L90 189H88L89 188V186H90ZM108 182V183H107ZM121 182V183H120ZM176 182H180V183H176ZM17 183V187L18 188H16V186H14L15 184ZM21 183V184H20ZM25 183V184H24ZM51 183H53V185L51 184ZM71 183V184H70ZM85 183H87L86 185H85ZM97 183V184H96ZM117 183H119V184H124V185H126L125 187H127V189H128V191L127 192H129V193H127L126 191H124V189L125 188H123V190H122V187H121V185H117ZM18 184L19 185H21V186H18ZM51 186H50V185ZM58 184V185H57ZM64 184H69V187H70V185H71V187H72V185L74 186V188H75V192H77L76 194H77V199L80 201V197H82L83 196V193H84V191H86L85 193H88L89 194V196H91L92 194H94V198L91 200V197L89 198V199H86L88 202H89V204H87L86 202H85V200H84V198L83 199H81L82 201H84L83 202V208L81 207V202L82 201H78L76 198H75V201L73 200L74 198H73V196H74V194H75V192L74 191H72V190H74V188L71 190V191H68V192H65L64 193V191H67V190H70L71 189V187L69 188H67V186L66 185H64ZM112 184V185H111ZM123 184H122V186H123ZM135 184H133V185H135ZM157 184V185H156ZM159 184H164L163 186H159ZM165 184L167 185H169V186H166V187H169V188H172L170 191V193L169 192H167L168 194L167 195H165V194H163V193H160V192H163L164 190V186H165ZM3 185H5V187H3ZM26 185V186H25ZM27 185H29L28 186V188L30 189V191H29V189L28 188H26L27 187ZM55 185V186H54ZM57 185V186H56ZM24 186H25V188H24ZM90 186V187H91ZM95 186V187H96ZM136 186V187H137ZM172 186V187H171ZM124 187V186H123ZM132 187V188H131ZM136 188V189H139V188ZM158 187L160 188H162V187H164L163 189H161L160 188V190L158 189ZM11 188V189H10ZM13 188V189H12ZM44 188H45V190H44ZM62 190H61V189ZM92 188V187H91ZM92 188V189H93ZM18 189L19 190V193L20 192H23L22 190H25L24 192H26V191H28V192H30V194H28V192L26 193V195L24 194V192H23V194L22 193H20V195H18L19 193H17V192H15L16 190ZM41 189H43L42 191H41ZM47 189H48V191H47ZM96 189V190H95ZM99 189V190H100ZM167 189V188H166ZM165 189V193H166V191L168 190H166ZM193 190V193L191 192L192 190ZM15 190V191H14ZM80 192V194L82 195V196H80V194H78L79 192ZM84 190V191H83ZM160 192H159V191ZM161 190H163V191H161ZM189 190H190V192H189ZM259 190H262V191H259ZM2 191H5V192H2ZM36 191H41V193L40 192H36ZM61 191V192H60ZM107 191H109L110 193H112V195H110L111 197H116V199L117 200H122V198L123 199H125V200H127V197H128V200L130 199V200H132V197H134V200L138 197V196H136V198H135V196L134 195H139V197H138V199L135 201V202H133L134 203V205H132L133 203H131V201H129L128 203H129V205H132L131 206V208H130V206L129 205H127L126 206V204H128L125 200H122L123 202H124V204H123V202H121V203H119L118 201V203H116V199L115 198H112V199H115L114 200V202L117 204H115V203H113L112 201L113 200H111V202L114 204L113 206L114 207H111L110 205V198L108 197L109 196V192H107ZM157 191H158V195L156 194L155 196H154V192L155 193H157ZM34 194V192H36L34 195L37 197L38 196V199L40 200V202H39V200L36 198L35 199V197H34V195L32 194V193ZM46 192V193H45ZM70 192H74L73 194H72V197H67L68 195H71V193ZM83 192V193H82ZM127 193L126 195H127V197H126V195L124 194V193ZM135 193V194H133V193ZM139 192V191H138ZM186 192H188V193H186ZM14 193V194H13ZM60 193V194H59ZM63 193V194H62ZM108 194V196L106 195V197H108L109 199H107L106 197H105V194ZM132 193V195H130ZM137 193V194H136ZM143 193V194H142ZM17 194V195H16ZM33 196H32V195ZM37 194V195H36ZM39 194H41L43 197L44 196H48L47 197V199L48 198H50V200L48 199V201L46 202V201H44V198L43 197H41V195H39ZM44 194H46V195H44ZM61 194H62V198H60V196H61ZM65 194H68V195H66V198L63 196V195H65ZM88 194H85L83 197H89L88 196ZM91 194V195H90ZM104 194V195H103ZM130 195V197L131 198H129V195ZM188 194H190V195H188ZM259 194V195H258ZM27 195H31V197H33V198H31V197H27ZM96 195V196H95ZM103 195V196H102ZM194 195V196H193ZM0 196H1V194H0ZM50 196V197H49ZM124 196H125V198H124ZM194 198H193V197ZM24 197H27L26 199H29L28 201H30L31 202V204L29 205V203H28V205H25V198ZM43 199H41V198ZM66 199V203H64L65 202V199ZM75 197V196H74ZM117 197H119V198H117ZM122 197V198H121ZM31 198V199H30ZM69 198H73V199H71V200H73V201H71ZM110 202L109 204H108V202H106L107 200ZM222 198H223V200H222ZM24 199V200H23ZM52 199H54V201L53 202H58V200L59 199H63V200H60V202L61 201H64L63 203L65 204V206H64V204L62 203H60V205H62V207L65 209V210H63V209H59V207H61L60 205H58V203H56V205H55V203H53L51 200ZM69 199V200H68ZM97 199V200H96ZM225 199V200H224ZM226 199H228V201H226ZM258 199V200H257ZM259 199H261V201L259 200ZM263 199V200H262ZM78 202H77V201ZM98 200H99V202H98ZM229 200H231V201H229ZM16 201H18V202H20L19 204H17V202ZM27 201V200H26ZM42 201H43V203H42ZM69 201V202H68ZM95 201H97V202H95ZM102 201V202H101ZM103 201H105V203H104V205L102 206V207H99L100 205V203L102 204L103 203ZM133 201V200H132ZM219 201V202H218ZM222 201V202H221ZM45 202V203H44ZM52 202V203H51ZM71 202H73L74 204H76V203H78L80 206V208L78 209V210H76V208L71 204ZM126 202V203H125ZM226 202H228V204L230 205H228ZM231 202H232V205H231ZM261 202V203H260ZM68 203V205H69V203H70V205L72 206V207H74L73 209H75L76 211H78V212H76V214H80L81 213V215H76V214H74V211L72 210V212H73V218L75 217L77 220L79 219V218H81L82 220H76L75 218L74 219H72V218H70L71 217V215H72V212H70V210L72 209V207L70 208V207H68V205H66ZM86 203V204H85ZM91 203V204H90ZM94 203V204H93ZM98 204V205H96V204ZM131 203V204H130ZM258 203H260V204H258ZM3 204H0V207L3 205ZM7 204V205H8ZM12 204H10V206H11V208H13L12 207ZM42 204H43V207H42ZM78 204L76 205V206H78ZM108 205V206H106V205ZM123 204V206L122 207H124L125 206V209L124 208H122V210L120 209V207H121V205ZM153 206L154 205V208L152 209V210H155V214H154V212L152 213V211H149V209L150 208H152V207H148V206H151V205ZM173 204V205H172ZM220 204H222L221 206H220ZM225 206H224V205ZM227 204V205H226ZM96 205V206H95ZM116 205V206H115ZM148 207H146V206ZM172 205V206H171ZM263 205V206H262ZM9 206V205H8ZM10 206L9 207H7V209H9L10 208ZM38 206V207H37ZM44 206L47 208H44ZM88 206V208L86 209V207ZM99 208H102V209H99ZM105 206H106V208L107 207H111V209H113V210H111L110 208H109V212L107 213V209L106 210H104L105 209ZM129 206V208L127 209L126 207H128ZM224 207V209H223V207ZM228 206H229V208H228ZM258 206H260V207H258ZM68 207V209H70L69 211L68 210H66V208ZM84 207H85V210H83L84 209ZM133 207V208H132ZM147 209H146V208ZM172 207H173V209H172ZM221 207V208H220ZM78 208V207H77ZM104 208V209H103ZM143 208V210H142V212H140V211H137V210H139V209H142ZM221 210H220V209ZM1 209V208H0ZM6 209V208H5ZM31 211H30V210ZM45 209H46V211H45ZM80 209H82L83 211H85V213L84 212H82V210H80ZM120 209V210H119ZM124 209V210H123ZM136 209V210H135ZM144 209H146L147 210V212L149 211V215L150 214H154L156 217H159V220H158V218H156V217H153L152 216V218H149V216H148V213L146 212L145 214H144ZM229 209V210H228ZM20 210V211H19ZM26 210H28L27 212H28V214H27V212H26ZM79 210L81 211V212H79ZM134 210V211H133ZM219 210V211H218ZM261 210V211H260ZM2 211H3V209H2ZM9 211V210H8ZM10 211H11V209H10ZM34 213H33V212ZM47 211H49V212H47ZM124 211V212H123ZM135 211H136V213H135ZM144 211V212H143ZM6 212V213H5ZM5 212H2V213H5V214H7L8 212L7 211H5ZM33 213V216H32V213ZM35 212H36V214H39L40 216H41V214H44V213H47V214H44V218H43V215L40 217L39 215H36V216H34L35 215ZM64 212V213H63ZM67 212V213H66ZM69 212V213H68ZM110 212H113V215L115 216V215H117L118 216V218H112V214L110 213ZM120 212V213H119ZM121 212L123 213V214H121ZM126 212V213H125ZM127 212L129 213V214H127ZM30 213V214H29ZM41 213V214H40ZM83 213V214H82ZM110 213V214H109ZM114 213H118V214H114ZM140 213H141V215H140ZM157 213H159V214H157ZM10 214V213H9ZM9 214H7V216L6 217H9ZM10 214V215H11ZM21 214V213H20ZM67 214V215H66ZM84 214H85V217L84 218H87V220L88 221H90V219H92V221L91 222H88L86 219H84V218H82V217H80V216H84ZM87 214V215H86ZM144 214V215H143ZM161 214V215H160ZM19 215V214H18ZM47 215H49V216H47ZM76 215V216H75ZM88 215H90V216H88ZM121 215V218L123 219V220H125L126 222H130L129 224L131 225V223H132V227L135 229V228H137L138 227V230H131L132 232H130V236H128V234H129V232H127V231H125V229H127L128 227V225L127 226H125L126 228L124 229V224L123 223H121V222H124L119 216ZM126 217L127 215H129L128 217H126L128 220H126V218L124 217V216ZM146 215L148 216L147 218H146ZM180 215H181V219L180 220H178L177 221V219L178 218H180ZM22 216H20L19 215V217H21V218H23ZM38 216V217H37ZM68 216V217H67ZM86 216H88V217H86ZM109 216H111V217H109ZM113 216V217H114ZM143 216H144V218H143ZM179 216V217H178ZM46 217L48 218V219H46ZM132 217V219H130ZM161 217H163V218H173L172 220H164V221H171L172 222V224L171 225H168V224H166V223H158V222H160V219H163V218H161ZM10 218V219H9ZM9 218H6V219H8L9 221L11 220V221H15L14 219H13V216H10ZM36 218H38L37 220H36V222H35V220L34 219ZM39 218H41V220L39 219ZM51 218V219H50ZM96 218V219H95ZM97 218H99V219H97ZM110 218V219H109ZM119 218H120V220H119ZM153 219V220H151L152 222L155 220V219H157L155 222H154V224L153 223H151L150 225H151V228L149 227L150 225L148 224V222L150 221V220H146V219ZM166 218V219H167ZM168 218V219H169ZM5 219V221L3 222V223H6L7 222V220ZM55 219V220H54ZM69 219V220H68ZM84 219V220H83ZM113 219V221L115 222L117 219V221H121L120 223L121 224H123V226L121 227V228H123L124 229V233H123V231L122 232H120L119 230V234L118 235H116V236H114V232L115 231H117V229H121L120 228V225L118 226V225H116L117 224V221H116V224L113 222V221H111ZM115 219V220H114ZM44 220V221H43ZM46 220V221H45ZM48 220H49V222H48ZM50 220H52V221H50ZM56 220H57V222L59 221V223H60V225L62 226V229L61 230H63L62 232H66L67 231V229L69 230V228H73V227H71V226H74V224L72 225V223H74V221L73 220H75L76 222H75V231L76 230H78V232H77V234L75 233V232H72V231H74V230H69V232H72V233H74V234H72V236H71V234L68 232V234H67V236L65 235L66 233H62L61 231H59L60 230V227H57L56 225H58V223L56 222ZM66 220H67V224H63V223H65L66 222ZM85 220H86V222H85ZM101 220H102V222H101ZM109 220L112 222V223H114V226H113V224L111 225V222H109ZM132 222H131V221ZM144 220H146L145 222L146 223H144ZM10 221V222H11ZM34 221V222H33ZM63 222V223H61V222ZM65 221V222H64ZM70 221L72 222L71 223V225L70 226H67L69 223H70ZM83 221V222H82ZM175 221H176V223H175ZM10 222H8V223H10ZM20 222V223H21ZM30 222L32 223V224H30ZM47 222H48V224L50 223L51 224V226H54L53 228L50 226L49 227V225L47 226L46 224H47ZM79 222V223H78ZM93 222V223H92ZM105 222H106V224H105ZM125 222V223H126ZM156 222L158 223V224H156ZM8 223H6L7 225H8ZM22 223V224H23ZM55 223H57L56 225H53V224ZM79 224V225H76V224ZM91 223V225H90V227L89 228H86L87 227V225L88 224H90ZM96 223H98V224H96ZM103 223V224H102ZM119 223V224H120ZM144 223V224H143ZM150 223V222H149ZM170 223V222H169ZM10 224H12V222L10 223ZM41 224V225H40ZM65 226L64 228H67V227H69V228H67V229H63V225ZM94 224V225H93ZM141 224H143V225H145L144 226V228L146 227L147 228V230H148V227L150 228V230H145V231H142V230H144V229H142V225ZM147 224H148V226H147ZM60 225H58V226H60ZM94 227H93V226ZM96 225V226H95ZM103 225L105 226H107V225H109V226H107V227H103ZM126 225V224H125ZM129 225V226H130ZM135 227H134V226ZM160 225V226H159ZM162 225V226H161ZM163 225H164V227H163ZM166 225V226H165ZM41 226V227H40ZM78 228H77V227ZM91 226H92V229H91ZM111 226V227H110ZM116 227V230H115V228H113V227ZM117 226H118V228H117ZM137 226V227H136ZM139 226L141 227V229L142 230H139ZM168 226V227H167ZM170 226V227H169ZM32 227V228H31ZM46 227V228H45ZM49 227V228H48ZM55 227H57V229H58V233L60 234V236L62 235L63 236V239L64 238H66V237H68V235H70L68 238L70 239V240H72L73 241V235H74V238L76 237V235H78V233H79V236H77L74 240L75 241H71V243L70 242H68V238H67V241H66V239H61L60 238V236L58 237V235L59 234H57V236L55 235V233H57V232H53V230H57V229H55ZM79 227H81L82 228V231H81V228H79ZM96 227V228H95ZM101 227V228H100ZM132 227H130V228H132ZM163 229H162V228ZM29 228H30V230H29ZM47 228L49 229L48 231H47ZM50 228H52V229H50ZM85 228V229H84ZM95 228V229H94ZM145 228V229H146ZM79 229H80V232H82V234H80V232H79ZM84 229V230H83ZM87 229V231H85ZM89 229V230H88ZM98 229H100L99 231H97ZM103 229V230H102ZM110 229H111V231H110ZM114 231H113V230ZM122 229V230H123ZM129 229V228H128ZM217 229L219 230H221V233H220V230L219 231H217ZM130 230V229H129ZM162 230V231H161ZM52 231V232H51ZM83 231H85V232H87V233H84ZM103 231V232H102ZM108 231V232H107ZM117 231V232H118ZM147 231V232H146ZM166 231V232H165ZM217 231V232H216ZM49 232V233H48ZM94 232H95V234H94ZM97 232V233H96ZM116 232V233H117ZM126 232L128 233L127 235H126ZM143 232H146V233H143ZM164 232V233H163ZM214 232H216L215 233V236L214 235H212ZM219 232V233H218ZM51 233H52V235H51ZM89 233V234H88ZM91 233H92V235H91ZM102 233V234H101ZM104 233V234H103ZM107 233V234H106ZM123 233V234H122ZM149 235H148V234ZM155 235H154V234ZM163 233V234H162ZM203 233V234H202ZM228 233V234H227ZM84 234V235H83ZM88 234V235H87ZM98 234V235H97ZM99 234H100V236H99ZM109 234H111V236L109 235ZM112 234H113V236H112ZM154 235L153 237H152V235ZM202 234V235H201ZM211 234V237L209 236V235ZM222 234H224V235H222ZM55 235V236H54ZM94 235V236H93ZM108 235V236H107ZM201 235V236H200ZM61 236V237H62ZM89 238H88V237ZM92 236V237H91ZM105 236V237H104ZM117 236H118V238H119V241H118V239L116 240V238H117ZM195 236V237H194ZM221 236V237H220ZM114 237H116V238H114ZM151 237V238H150ZM197 237H198V239H197ZM200 237V238H199ZM213 237H215V239L213 238ZM226 237H228V239L226 238ZM84 238H86V239H84ZM94 238V239H93ZM98 238V239H97ZM104 238V239H106V240H102V239ZM109 238V239H108ZM111 238H114V239H111ZM147 238H148V240H147ZM150 238V239H149ZM91 239V240H90ZM128 239H129V241H128ZM191 239V240H190ZM204 239V240H203ZM206 239V240H205ZM213 239V240H212ZM225 239V242H227V243H225L223 240ZM231 239V240H230ZM69 240V241H70ZM78 240V241H77ZM118 242V244H116V242ZM146 240V241H145ZM152 240H154V241H152ZM157 240V241H156ZM197 240H199V241H197ZM81 241V240H80ZM89 241V242H88ZM91 241L93 242L92 244H91ZM99 241V242H98ZM106 241V242H105ZM121 241V242H120ZM124 241H126L125 242V245H121V243H123ZM127 241H128V243H127ZM152 241V242H151ZM208 241V242H207ZM231 241V242H230ZM76 242V243H75ZM88 242V243H87ZM97 242V243H96ZM113 242H115V243H113ZM154 242V243H153ZM186 242V243H185ZM203 242V243H202ZM215 242H216V244H215ZM224 244H222V243ZM73 243H74V246H73ZM80 242L78 243V244H81ZM96 243V244H95ZM101 243V244H100ZM109 243V244H108ZM145 243H146V245H145ZM149 245H148V244ZM153 243V244H152ZM183 243H185V244H183ZM205 243V244H204ZM229 243V244H228ZM100 244V245H99ZM105 244V245H104ZM109 246H108V245ZM111 244H113V245H111ZM128 244V245H127ZM200 244V245H199ZM201 244H202V246H201ZM208 244V245H207ZM212 244V245H211ZM221 244V245H220ZM66 245V246H67ZM82 245V244H81ZM80 245V247H81V249H82V246ZM96 245H98V247H96ZM102 245V246H101ZM111 245V246H110ZM130 245H131V247H130ZM151 245V246H150ZM186 245V246H185ZM188 245V246H187ZM205 245V246H204ZM213 245H215V246H213ZM26 246V245H25ZM33 246V245H32ZM31 245H28L27 247L29 248L28 250H30V251H32V250H36L35 249V247L33 248ZM88 247V248H91V247ZM93 246V245H92ZM93 246V247H94ZM101 246V247H100ZM114 246V247H113ZM145 246V247H144ZM184 246V247H183ZM200 247L199 249H198V247ZM32 247V248H31ZM87 247V246H86ZM105 247V248H104ZM110 247V248H109ZM130 247V248H129ZM151 247V248H150ZM181 247V248H180ZM207 247V248H206ZM213 247V248H212ZM31 248V249H30ZM94 248V249H95ZM115 248V250H113ZM135 248V249H134ZM148 248H149V250H148ZM202 248V249H201ZM204 248V249H203ZM225 248V249H224ZM227 248V249H226ZM131 249V250H130ZM143 249V250H142ZM201 249V250H200ZM207 249H210V250H207ZM215 249V250H214ZM97 250H95V251H97ZM103 250H104V252H103ZM119 252H118V251ZM130 250V251H129ZM137 250V251H136ZM147 252H146V251ZM225 250V251H224ZM134 251V252H133ZM142 251H143V254H142ZM212 251V252H211ZM214 251V252H213ZM98 252V253H99ZM131 252V253H130ZM137 252V253H136ZM184 252V253H183ZM101 253V254H102ZM110 253L112 254L111 256H110ZM116 253V254H115ZM119 254V256H118V254ZM224 253V254H223ZM104 254V255H105ZM137 254V255H136ZM181 254V255H180ZM182 254H183V256L185 257V258H182L183 256H182ZM133 255V256H132ZM136 255V256H135ZM139 255V256H138ZM158 255H160V256H158ZM222 255V256H221ZM114 256H116V258L114 257ZM129 256V257H128ZM211 256V257H210ZM214 258H213V257ZM220 256H221V258H220ZM224 256V257H223ZM232 256V257H231ZM259 256V257H258ZM120 257V258H119ZM132 257V258H131ZM209 257V258H208ZM262 257V258H261ZM218 259V262H217V259ZM231 258V259H230ZM234 258V259H233ZM109 259V260H108ZM119 261H117V260ZM162 259V260H161ZM186 259V260H185ZM209 259H212V260H210L209 261ZM260 259V260H259ZM107 260V261H106ZM121 260V261H120ZM170 260H172L173 262H170ZM179 260V261H178ZM185 260V261H184ZM207 260V261H206ZM233 260H235V261H233ZM116 261V262H115ZM124 261H126V262H124ZM181 261V262H180ZM200 261V262H201ZM257 261V262H256ZM108 262V263H107ZM124 262V263H123ZM175 262V263H174ZM207 262V263H206ZM211 262V263H210ZM235 262V263H234ZM201 263V264H202ZM35 264H45L43 261H37ZM200 264V263H199Z\"/></svg>", "mask_w": 264, "mask_h": 264}, {"label": "bare ground", "instance_id": "bare-ground-1", "mask_svg": "<svg viewBox=\"0 0 264 264\" xmlns=\"http://www.w3.org/2000/svg\"><path fill=\"white\" fill-rule=\"evenodd\" d=\"M162 1H170V0H0V51H2L3 53H4V56H3V58H2V60H0V111H3L4 112V114L9 118V116H14V114H16L17 113V115H18V117L19 118H17V119H15V117H14V119L13 120H7L8 118L7 117H5V115H1L0 117H1V119H2V117L3 118H5V120H0V124L3 122V125L1 126V128H0V137L2 138V139H5V140H3V141H8V142H12V140L15 142V140H16V138H17V136L19 137V139H20V137L21 136H23L24 135V132H26V133H28L27 131H26V129L28 128V127H31V126H29V122L32 124V126H35L37 123L39 124V119H41V117L43 118V117H45V116H47L48 114H50V112L51 111H56V109L58 108H53L52 107V105L55 103V101L53 100V99H55L56 97V99H58V96L57 95H55L54 94V92L56 91V89L54 90V92L53 93H51V95L52 94H54L56 97H53V95L51 96V95H49L50 94V92H52V91H50L49 92V85H50V83L51 84H53L52 82H50V80L53 78V76H51V77H49L50 75L49 74H51V73H49V70H48V65H47V63L50 61V60H48V62L46 61V65L43 67V69L40 67L41 66V63H43V62H45V59L47 60L49 57V59H52V57L53 58H55L56 57V55L55 56H53V53L51 54V56H50V51H51V46H53L54 44H52V42L54 43V42H56L55 44L57 45V43L58 44H60V47H62L63 49L62 50H67V52H70V50L72 49L73 51L75 50L74 48L75 47H77V46H80V44H81V47L82 46H84V45H89V43L90 44H95V43H99V44H101V42H107V41H101L102 39H104L102 36H105L107 33H106V30L107 31H112L111 33H112V36H111V34H110V32H108L109 34V36L108 35H106V36H108V37H106V39L108 38V39H110L111 37H114L115 35H113V31H114V33H116L117 32V36H115V37H117V39L119 40H121V41H126V42H128V43H130V45H131V47L128 49L127 48V50H131L132 51V53L133 52H135L134 54H135V56L137 57L136 59H137V61L139 62V63H142L143 65L144 64H146V66H147V64L149 65V64H151V65H153V66H155V67H157V68H159L160 70H161V74L162 75H165L167 78H163L162 76H160V77H162L161 79H160V77H159V80H162V79H164V84H165V86H167V87H164V85H163V88H165V90H166V88H168L169 90L167 91L166 90V93H168L169 91H170V93H171V96H172V98L174 99V100H172V101H176L177 100V102H173L174 104L172 105V104H170V103H172V101H171V99H169V97H166V96H161L163 99H167V100H165L166 102H164L163 101V99L160 97V95H158L161 99H160V101H162L164 104L165 103H167V101H168V103L167 104H170V105H172V106H174L175 104V107H173L172 109H175L174 111L176 112V114H174L173 112V110H171V109H169V110H171V112L173 113L172 115H176L177 117H179L181 114H183L184 115V111L186 110V112L189 110L190 112H192L193 113V115H190L189 113L190 112H187L186 114H189L188 116H190L191 118L194 116V114H195V116H194V118H196V120H192V119H194V118H192V119H187L186 117H187V115H186V117L184 116V118L187 120V122H182V124L183 125H186L185 127H188L189 125H187L186 123H188V122H190V121H193V122H190L192 125H193V129L195 130L196 128H197V130L196 131H198L197 133H199L201 130H202V132H201V134L203 133V131H204V133L206 132V130L205 129H207L206 128V125L204 126V130H203V122H208V125H210L209 124V122H212L213 121V119H212V121H211V119L210 118H213L212 117V115L213 114H211V111L213 110V107H215V105H218L219 103L220 104H222V105H220L219 104V106H217V107H215V108H219V107H221V106H223V108L222 109H228L231 105H233V106H231V109L229 108L228 110L230 111H228L229 113H231V112H233V110L235 109H233V107H235L236 106V104H234V97L236 96V99H237V97H238V100H236L235 99V101H237V105H239L238 103H239V100H242L245 96H246V94H247V88H246V83H248L249 82V79L250 78H253L255 75H257V71H258V69H255V67L257 68V65L254 67V64H253V66L251 65V63L249 64V62L248 63H246V61H248V60H246L245 61V63L246 64H244L243 62H240V63H238V61H236L238 58H241L240 56H239V54H236V53H234V52H232V53H230V54H228V56L226 57V59H221V57L219 56V54H218V56H217V49L218 48H221V46H223V45H221V46H219V45H216L215 47H209V46H206L205 48H203V47H201V44H202V42H203V39H201L200 38V36H199V34L201 35L202 34V32L205 30V28H206V26H205V24H204V22L199 18V17H193V18H191L190 20H186V19H184L182 16H181V14L180 13H178V12H175L174 10H173V8H172V6H171V8H170V5L168 6V7H166V9H164V10H161V9H159V3L160 2H162ZM171 1H174V0H171ZM255 1H257V0H254V1H252V2H255ZM258 1H260V2H264V0H258ZM165 3H168V2H165ZM258 5H259V3H258ZM258 7H260V5L258 6ZM225 18V17H224ZM241 20V19H240ZM106 28V29H105ZM227 29V28H226ZM230 29V28H229ZM103 31H104V34L105 35H102V33H103ZM116 31V32H115ZM229 31V30H228ZM226 33H227V31H225ZM230 33H231V31H230ZM13 35H16V37H14L13 39H16V41H14L13 43L10 41V44L11 45H7V44H9V39L7 40V38L9 37L10 38V36L11 37H13ZM102 38H100V37ZM99 37V38H98ZM114 37V38H115ZM96 39V41H95V43H94V41L92 42V41H90L89 43H87V41L88 40H90V39ZM231 38V37H230ZM235 38H237V36H235L233 39L234 40H232V39H230L231 41H238V40H236ZM11 39V38H10ZM12 39V40H13ZM19 39V40H18ZM20 39H24V40H21L20 41ZM99 39H101V40H99ZM112 39V38H111ZM110 39V40H111ZM116 39V38H115ZM117 39H116V41H117ZM6 40L8 41V43L6 44L5 42H6ZM59 40H62V43H60V41ZM98 40H99V42H98ZM59 41V42H58ZM229 42V43H233V42ZM253 41V40H252ZM118 42V41H117ZM242 42V41H241ZM250 42V41H249ZM84 43H86V44H84ZM104 43V44H105ZM116 43V42H115ZM128 43H126V44H128ZM82 44H84V45H82ZM98 44V47L100 46ZM243 44V43H242ZM241 44V45H242ZM253 44V43H252ZM119 45L120 44H118L117 43V46H118V48L120 49V47H119ZM233 45H234V43H233ZM250 45V44H249ZM91 46V45H90ZM94 46V45H93ZM106 45H104V47H105ZM124 46V45H123ZM240 46V45H239ZM251 46V45H250ZM254 46V45H253ZM95 47H96V45H95ZM111 47V46H110ZM122 47V46H121ZM97 48V47H96ZM112 48V47H111ZM252 48V47H251ZM77 50L79 49L78 47L76 48ZM113 49V48H112ZM111 49V50H112ZM116 49V48H115ZM118 49V50H119ZM122 49V48H121ZM123 49H126L125 47H123ZM197 49H203V50H197ZM244 49H248V47L247 46H245L244 47ZM250 49V48H249ZM61 50V49H60ZM61 50V51H62ZM65 50L64 51H62V53L59 51V49L57 50V52L58 53H55V54H59V53H61L62 55H63V53L65 52ZM69 50V51H68ZM71 50V52H73ZM114 50V49H113ZM117 50V49H116ZM56 51V50H55ZM115 51V50H114ZM121 51V50H120ZM241 51H242V49H241ZM75 52V51H74ZM77 52V51H76ZM116 52V51H115ZM118 52V51H117ZM125 52H129V51H126L125 50ZM237 52H239V51H237ZM66 53V52H65ZM119 53V52H118ZM131 53V52H130ZM243 54H244V50H243V52H242ZM246 53V52H245ZM49 55V57H47L46 55ZM61 54H59V55H61ZM67 54V53H66ZM72 54V53H71ZM74 54V53H73ZM117 54V53H116ZM122 54H125V53H122ZM122 54H120L121 56H119L120 57V59L123 61V59H125L126 57H123L122 58ZM134 54H133V56H134ZM42 55H45V56H42ZM58 55V56H59ZM69 54H67V56H68ZM130 55H132V54H130ZM130 55L128 54V57H129V59L127 60V59H125L124 61H128L129 62V60H130V63H129V65L128 66H130L131 65V57H130ZM242 55V54H241ZM247 55V54H246ZM41 56V57H40ZM57 56V57H58ZM66 56V55H65ZM127 56V55H126ZM195 56H197L196 58H195ZM243 56V55H242ZM2 57V56H1ZM39 57L42 59V57H45V59L43 58L42 60H43V62L41 61V63H40V59H39ZM56 57V58H57ZM133 59L135 58V57H132ZM1 59V58H0ZM39 59V61H37ZM242 59H244V58H242ZM247 59V58H246ZM135 60V59H134ZM134 60L132 61V62H134ZM127 61H126V63H127ZM136 61V60H135ZM240 61V60H239ZM262 61H263V59H262ZM40 63V66L39 67H36L37 65H39L38 63ZM254 62V61H253ZM31 63H33V64H31ZM121 63V62H120ZM125 63V62H124ZM29 64H31V66H33V67H36V69L34 68V69H32L33 70V72H35L34 74H33V72L31 71V68H33V67H31V66H28ZM117 63H115V65H116ZM137 66H138V64H136ZM135 65V66H136ZM143 65H141V66H143ZM26 66H27V68H30L29 69V72H28V70H26L25 68H26ZM51 66V65H50ZM49 66V67H50ZM53 67H54V65H52ZM51 66V67H52ZM57 66V65H56ZM55 66V67H56ZM117 66V65H116ZM125 66V69L127 68L126 67V65H124ZM124 66L122 67L123 69H124ZM131 66H133V64L131 65ZM134 66V67H135ZM59 67V66H58ZM150 67V66H149ZM148 67V68H149ZM262 66H260V68H261ZM46 68H47V70H46ZM98 68H100V67H98ZM129 68V67H128ZM138 68V67H137ZM137 68H135V70L137 69ZM142 68V67H141ZM143 68H147V67H145V66H143ZM142 68V69H143ZM146 69L145 71H150V72H146V73H148L149 75L147 76V74H146V79L148 78V77H151V75H152V70H149V69ZM151 68V67H150ZM156 68V69H157ZM259 68V67H258ZM45 69V70H44ZM50 69V68H49ZM52 69V68H51ZM50 69V72H52V70ZM58 69L59 68H57L56 70H54V68H53V70H54V72L53 73H55V71H58ZM130 70H132V69H134V68H129ZM153 69V68H152ZM35 70V71H34ZM112 70V69H111ZM114 70H115V68H114ZM127 70V69H126ZM139 70H140V66H139ZM139 70H137V72H139ZM154 70V69H153ZM158 70V69H157ZM263 70H264V67H263ZM31 71V72H30ZM129 71V70H128ZM140 71H144V69L143 70H140ZM144 71V72H145ZM156 71V70H155ZM162 71L165 73H162ZM217 71V72H216ZM100 72V71H99ZM111 72V71H110ZM109 72V73H110ZM131 72V71H130ZM132 72H136V71H132ZM132 72H131V75H132ZM158 72H159V70H158ZM210 72V74H207V73H209ZM211 72L213 73V74H211ZM30 73V74H29ZM32 73V74H31ZM95 73V72H94ZM108 73V72H107ZM116 73H117V71L115 72V75H116ZM141 73V72H140ZM151 73V74H150ZM97 73H95V76L97 77V78H99L97 75H96ZM99 74V73H98ZM113 74H114V72H113ZM135 75H136V73H134ZM133 74V78L131 79L132 81H133V79H134V77H135V75ZM142 74V73H141ZM144 74V73H143ZM56 75V74H55ZM92 76H93V73L91 74ZM118 75V74H117ZM137 75H139V73H137ZM136 75V76H137ZM176 75H178L177 76V79L178 78H180L181 76H183V85L182 84H180L181 82H179V80H181V78L179 79V80H177L179 83H178V85L175 87V82H177L175 79H173V78H176ZM57 76V75H56ZM91 76V77H92ZM95 76H93V81L95 80L94 79V77ZM109 76V75H108ZM142 76V75H141ZM175 76V77H174ZM48 77L50 78V80H49V82L50 83H48ZM55 77V76H54ZM58 77V76H57ZM91 77H89V79L87 78V80H88V82H90L89 83V85L91 84V83H93L94 84V82H91L90 81V78ZM101 78V77H100ZM113 78H115L114 76H113ZM141 77L139 76V78H137L136 77V82H138L139 83V81H141V84H143V82H142V78L140 79ZM145 78V77H144ZM152 78H154L153 76H152ZM151 78V79H152ZM54 79V78H53ZM138 79H140V80H138ZM145 80V79H144ZM174 80H175V82H174ZM47 81V82H46ZM52 81V80H51ZM55 81V82H54ZM148 81V80H147ZM53 82H54V84L56 83V80L54 79L53 80ZM87 82V81H86ZM88 82H87V84H88ZM134 82H135V79H134ZM145 82H146V80H145ZM149 82V81H148ZM156 82V81H155ZM155 82H153V84L155 83ZM49 85H48V84ZM137 83V84H138ZM150 83H152V82H150ZM157 83V82H156ZM185 83V84H184ZM57 84V83H56ZM86 84V83H85ZM91 85V86H94L95 84H97V83H95L94 85ZM145 84V83H144ZM149 84V83H148ZM179 84H180V86H179ZM264 84V83H263ZM89 85H85V86H87L86 88H88V86ZM138 85H140V84H138ZM158 85V84H157ZM160 85V84H159ZM158 85V86H159ZM170 85H172V89L171 88H169V86ZM173 85H174V87H173ZM23 86L25 87V88H27V89H23L22 90V88H23ZM144 86H148V85H144ZM144 86L142 85V87H143V89H141V88H139V90L140 91H147L148 90V87H145L144 88ZM154 85H152V87H151V84L149 85V87H151V89H150V93H153V94H159L160 92H158L157 90H158V86H156L155 87V90L157 91V93H154L155 92V90H154V92H151V91H153L152 89L154 88L153 87ZM51 87H53V86H51ZM56 86H54V88H55ZM84 87V86H83ZM140 87V86H139ZM85 88V87H84ZM83 88V90H85ZM91 88V87H90ZM147 88V89H146ZM160 88V87H159ZM162 88V87H161ZM160 88V89H161ZM88 90V89H87ZM87 90H85V91H87ZM89 90H91V89H89ZM228 90V91H227ZM230 90V91H229ZM233 90V91H232ZM234 90H235V92H234ZM163 91H164V89H163ZM162 91V92H163ZM224 91H226V94L224 95L223 94V92ZM232 91V93L235 95H231V97H230V95H227V92H231ZM165 92V91H164ZM161 93V94H164L165 95V93ZM221 92H222V94L224 95V96H222V94H221ZM55 93H57V91L55 92ZM139 93V92H138ZM145 93V92H144ZM149 92L147 93L149 96H151L152 95V97H153V94H150ZM170 93H168V95L170 94ZM211 93V96H212V94H215V93H219L218 95H216L215 97H217V96H220V94H221V96L220 97H218V98H221V99H223V100H226V98H233V99H231V101L233 100V104H231L232 102H230V103H228V105L230 104V106L228 107V106H226L227 104L226 103H221V102H218V104H215L216 102L214 101L215 99H214V95H213V99H210V100H213V101H211L210 103H208L210 100H206L207 98H208V95ZM141 94V93H140ZM146 94V93H145ZM146 94V95H147ZM145 95V96H146ZM147 95V97H149ZM167 95V94H166ZM167 95V96H168ZM50 96V97H49ZM138 96H140V95H138ZM157 95L155 96V97H158ZM170 96V95H169ZM53 98V99H51V100H53V101H51V103H52V105L50 106L49 105V98ZM165 97V98H164ZM261 97V96H260ZM171 98V97H170ZM229 98V99H230ZM187 101H186V100ZM189 99H190V101H189ZM209 99V98H208ZM217 99V98H216ZM220 99V100H221ZM229 99H227V100H229ZM261 99V98H260ZM186 102H185V101ZM192 100V101H191ZM217 100H219V99H217ZM223 100H222V102H223ZM226 100V101H227ZM24 101H25V103H26V101H27V106H26V104L24 103ZM28 101H29V105H28ZM160 101H158V103L160 102ZM169 101H170V103H169ZM179 101V102H178ZM184 101V102H183ZM226 101H224V102H226ZM191 103V105L189 104V105H186L185 103ZM215 102V103H214ZM228 102V101H227ZM50 103V104H51ZM157 103V104H158ZM163 103H161L160 102V104H158V106L160 105L161 106V108H160V106H159V108H158V106L156 105V106H154V107H156L155 109L156 110H154V108L152 109L151 108V105H149V107L147 106V104H146V106L147 107H145V108H147V110H148V112H149V109H152L153 111H156V112H153V111H151V112H149L147 115L148 116H150L149 118H152L153 119V121H154V117H157L158 116V114H159V116H160V114H161V116L163 115V113L162 112H165L166 114H168V112H169V110H167V109H164L163 111H160L164 106L167 108V106L168 105H163ZM207 103V104H206ZM214 103L215 105H212V104ZM253 103V102H252ZM255 103V105H253V104H251V105H253L250 109H249V111H248V109H246V112L248 111V113H244V109H243V111H241L242 112V114L244 113V114H247V116L249 117L248 119H249V122H250V119H252V120H255V119H253V117L255 118H258V117H262L261 115L259 116L258 115V117L256 116L257 114H263L264 115V105L261 103V102H259V99H257V102H254ZM256 103L258 104V105H256ZM23 104L25 105V106H23ZM60 103H59V101H58V103H57V105H56V103L54 104V105H56V106H58ZM261 104V105H260ZM14 105V106H13ZM19 107L20 105L22 106V107H32L31 109H32V111L33 112H29V114H31V115H25V112L27 111H29L30 110V108H29V110H27L28 108H26V111L24 112V110H25V108H18L17 106ZM125 105V104H124ZM128 105V104H127ZM126 105V106H127ZM17 107L18 109H20V110H17V112H16V108H13V107ZM60 106V105H59ZM111 106V105H110ZM121 106H123V104L121 105ZM224 106H226V107H228V108H224ZM11 107L15 110V112L16 113H14V111L13 110H11ZM53 108V110H52V108ZM55 107V106H54ZM113 107V106H112ZM120 107V106H119ZM130 107V106H129ZM169 107V106H168ZM171 107V106H170ZM169 107V108H170ZM122 108V107H121ZM127 109H128V107H126ZM126 108H124V109H126ZM135 107L133 106V110H132V107L131 108H129V109H131V111H132V113H126L127 115L128 114H133L134 112H135V110L136 109H134ZM144 108V110H146ZM214 108V109H215ZM49 109H51L50 110V112H48L49 111ZM55 109V110H54ZM128 109V110H129ZM157 109L159 110V113H157ZM217 109H215L214 111H213V113L214 112H217L216 114H217V116H215L216 114H214L213 116H215V119H216V117L218 118V120L220 119V117L218 116V113H220L222 110L219 108V110H220V112H219V110H217ZM236 109H237V112L239 113V109H238V107L236 106ZM235 109V110H236ZM118 110V109H117ZM119 110H121V109H119ZM144 110H142V111H144ZM147 110H146V113H147ZM217 110V111H216ZM127 111V110H126ZM225 111V110H224ZM145 112V111H144ZM161 112V113H160ZM184 112V113H183ZM236 111H234L232 114H229V115H232L233 116V121H231L232 120V118H230V117H232V116H230V117H226V119H228V121L225 119V124L223 125V123L224 122H221V124L223 125L222 127H219L218 129H221V128H223V130L224 129H227V130H225V131H227V133L228 132H230V131H228V130H231V129H233V128H231V127H234L235 125L236 126H240V124L242 123V125L244 124L243 123V121L245 122V123H247V120L248 119H244V116L245 117H247L246 115H242L241 114V112L238 114L237 112H236V114H234ZM2 113V112H1ZM48 113V114H47ZM101 113V112H100ZM122 113L126 116V114H125V111L123 112L122 111ZM137 112H135L134 114H136ZM140 113H141V115H140ZM139 113V115L137 114V116L139 117V118H145V119H143V120H140L139 121V118L138 117H136V116H134V114H133V117H135L136 119H138V120H136V121H139L140 123L141 122H143L144 120L146 121V119H148L147 118V116H145L144 115V113H143V115H142V112H140ZM145 113V114H146ZM150 113H151V115L153 114V113H157V115H152V117H151V115H150ZM165 113H164V115H165ZM47 114V115H46ZM95 114V113H94ZM98 114V115H97ZM102 114V113H101ZM169 114H171V113H169ZM222 115H224V114H226L225 112H224V114L223 113H221ZM227 114V115H228ZM45 115V116H44ZM97 117L99 116V113H96L95 114ZM95 115H92V119H93V117L95 116ZM163 115V116H164ZM172 115H170V119L171 118H176L175 116L174 117H171ZM220 115V114H219ZM236 115H238V116H236ZM239 115L240 116H243V118L242 119H240L241 117H239ZM16 116V115H15ZM95 116V117H96ZM130 115H128L127 117L128 118H130V117H132V116H130ZM142 116V117H141ZM154 116V117H153ZM162 116V117H163ZM169 116V115H168ZM221 116V115H220ZM236 116V118H238V120L240 119V121H242V122H240V121H236V122H238V123H235L234 121L235 120H237V119H234V117ZM94 117V118H95ZM100 117V116H99ZM102 117V116H101ZM183 116L181 115V117H179V118H176V121H175V119H174V121H175V123L176 124H180V122L178 121V119L180 120V118H182ZM222 117V116H221ZM11 118V117H10ZM9 118V119H10ZM27 118H29L30 120H28ZM135 118H130L131 120H135ZM160 118V117H159ZM183 118V119H184ZM222 118H224V117H222ZM230 118V119H229ZM264 118V117H263ZM23 119L25 120V119H27V121H28V125H27V122H25V121H23ZM98 119V118H97ZM165 119H167V117L165 116ZM184 119V120H185ZM244 119V120H243ZM43 119H41L40 121H41V123L43 122L42 121ZM161 120L162 121H158L159 123H161V124H159L158 122V124H159V127H161V128H163V126H162V123L164 124V125H166L167 123H164V122H166V120L163 122V120H164V118H161ZM189 120V121H188ZM251 120V121H252ZM258 120L260 121V119L258 118ZM257 120V121H258ZM264 120V119H263ZM132 121V122H133ZM167 121H168V119H167ZM170 121L172 122L173 120H169V123H170ZM174 121H173V123H174ZM217 120H215V124L218 122H216ZM257 121H255V123L257 122ZM261 121H262V118H261ZM260 121V122H261ZM91 122H92V120H91ZM139 122L137 123V122H135V124L137 123L138 125H139ZM148 122H149V124H151L150 122H152V120H150V121H146V123H145V125H148ZM155 122H156V120H155ZM155 122H153L154 124H151V125H154V127H156L155 126ZM179 122V123H178ZM248 122V123H249ZM23 123V124H22ZM40 123V125L42 126L41 128L40 127H37V125H36V127L41 131V132H43L44 131V129H45V131L47 130V127L46 128H43V125ZM219 123V122H218ZM217 123V124H218ZM240 123V124H239ZM250 123H253V121L252 122H250ZM263 123V125H264V122H261V124ZM27 125L28 127H26V129H25V131H23L21 128H23V126L24 125ZM134 124V125H135ZM136 124V125H137ZM142 124H144V123H141V125ZM158 124H157V126H158ZM212 124V123H211ZM216 124V125H217ZM220 124V123H219ZM23 125V126H22ZM40 125H38V126H40ZM49 125V127L52 125V123H48L47 124V126ZM58 125V124H57ZM141 125H139V126H141ZM151 125H148V126H151ZM161 125V126H160ZM170 125H171V123H170ZM178 125L176 126V127H178ZM232 125V126H231ZM253 125V124H252ZM45 126H46V124H45ZM53 126H54V123H53ZM51 126L52 127V129H48L47 131H51L52 130V132H53V130H55L54 128H56V131H57V127L58 126ZM167 126H169V124H167ZM174 125H173V127H175ZM191 126V125H190ZM219 126H221V125H219ZM246 126H247V124H246ZM25 127V126H24ZM137 127V126H136ZM136 127H134L133 126V129H136ZM170 128H172V126H169ZM183 127V126H182ZM181 127V128H182ZM185 127H183L184 129H185ZM208 127V126H207ZM215 128V125L214 126H212V128ZM218 127V126H217ZM230 127V129H228ZM241 128L242 127H244V125L243 126H240ZM240 127H238L237 129H240ZM253 127H254V125H253ZM31 128H33V127H31ZM59 128H60V126H59ZM138 128H140V127H137V130L139 131L140 129H138ZM235 129H236V127H234ZM34 129H35V127H34ZM174 129V128H173ZM170 129V131H174V132H176V130H177V128L176 129ZM184 129H182L181 130V132H187L186 130H184ZM191 129V128H190ZM210 129H211V127H210ZM235 129H233V132L234 131H236ZM29 130H31L30 128H29ZM61 130V129H60ZM59 130V131H60ZM143 129H141L140 130V132L142 131ZM144 130H146V129H144ZM152 130V128L151 129H148L147 131H150V132H152L151 131ZM194 130H192V131H194ZM213 130V129H212ZM215 130L216 129H214V131H211V132H214L215 133ZM33 131H35V130H33ZM36 131H37V129H36ZM35 131V132H36ZM40 131H38V132H40ZM46 131V132H47ZM137 131V132H138ZM191 131V130H190ZM192 131L190 132V133H192ZM209 131V128H208V130H207V132ZM220 131H222V129L220 130ZM219 130H218V134H216L217 136H219V132H220ZM256 131V130H255ZM37 132V133H38ZM61 133H62V131H60ZM133 132V133H132ZM132 132L130 131L129 133L131 134L130 135V137L129 138H131V139H133L131 136L133 135V137L135 136H140L141 137V135L140 134H138L137 132H135L134 133V130H132ZM139 132V133H140ZM167 132V131H166ZM166 132H164V133H166ZM173 132V133H174ZM223 132V131H222ZM231 132H232V130H231ZM25 133V134H26ZM29 133L31 134V132L29 131ZM36 133V134H37ZM54 133H55V131H54ZM57 134H58V132H56ZM61 133H59L60 135H63V134H61ZM136 133L138 134V135H136ZM145 132L144 131H142L141 132V134H143V135H146L147 136V134H150V133H147V134H144ZM168 133H169V130H168ZM171 134H172V132H170ZM189 133V132H188ZM204 133H203V135H204ZM221 133V132H220ZM256 133H258V132H256ZM41 135H43V137H41L40 135H39V133L37 134V135H39L38 136V138H36L37 136H35V134L33 135V137L35 136V140L36 139H38L39 141H40V139L42 138V141H43V139H45L44 138V134H45V132L42 134V133H40ZM194 134V133H193ZM206 134H209V133H206ZM211 134V133H210ZM210 134H209V137L208 138H206L207 139V141H205V142H207V144H204V145H211V144H209V138L210 137H212V136H214V135H211L210 136ZM213 134V133H212ZM223 133H221V136H223V135H226V132L222 135ZM230 134V133H229ZM46 135H47V133H46ZM59 135V136H60ZM142 135V137L144 138V136ZM253 135V134H252ZM256 135H259V134H255L254 133V135L253 136H255L256 137ZM48 136H50L51 137V135L50 134H48L47 135V138H49ZM54 136V135H53ZM56 136V135H55ZM54 136V137H55ZM129 136V135H128ZM128 136H126V138L128 137ZM197 136H201L202 137V135H197ZM217 136H214V137H216L215 139H214V137H212L213 139H210V140H214L215 142H216V139L217 138H219V137H217ZM221 136H220V138H221ZM16 137V138H15ZM31 139H30V138ZM33 137H31V135L30 136H26V138H29L30 140H33L34 138ZM39 137H41L40 139H39ZM151 136L149 135V136H147V138H150ZM204 137V136H203ZM252 137V136H251ZM255 137H254V140L256 141L257 139H255ZM259 137V136H258ZM257 137V138H258ZM0 138V141L2 140ZM33 138V139H32ZM52 138V137H51ZM50 138V139H51ZM56 138H62V136L61 137H58V136H56L55 137V140H57ZM121 140H123V139H125L124 140V143H126L125 141H126V138H125V136H124V138H121V137H119ZM119 138H117L118 140H120ZM139 138V137H138ZM146 138V137H145ZM145 138H144V140H145ZM146 138V139H147ZM198 137H196V141L200 138H198ZM253 138V137H252ZM252 138H251V140H252ZM15 139V140H14ZM18 139V140H19ZM21 139H22V137H21ZM50 139L48 140L49 142L47 143V144H51L52 142L50 141ZM136 139V138H135ZM140 139V138H139ZM205 139V138H204ZM205 139V140H206ZM246 139V138H245ZM249 139V138H248ZM261 140V137L260 138H258V140ZM24 140H26L25 139V137L23 138V142H24ZM37 140V141H38ZM53 140V139H52ZM54 140V141H55ZM137 140V139H136ZM135 140V141H136ZM153 139H152V137L150 138V141H152ZM175 140V139H174ZM201 140H203L202 138H201ZM201 140H199L200 141V143L199 144H201L202 143V141ZM253 140V141H254ZM259 140V141H260ZM21 140H19V142H20ZM27 141H28V139H27ZM27 141H25V142H27ZM36 141V144L34 143V144H31V142L30 141H28L27 143H30L32 146L33 145H38L39 146V144H41L42 143V145L41 146H43V145H45L44 143H45V141H44V143L41 141V143H39V142H37ZM58 141V140H57ZM61 141V144L60 145H62V140H60ZM100 141V140H99ZM98 141V142H99ZM147 141H149V139L147 140ZM173 141V140H172ZM172 141H170L169 143H171ZM175 141H177V140H175ZM174 141V142H175ZM199 141H197V142H199ZM214 141H213V143H214ZM217 141H218V139H217ZM245 141H247V140H245ZM252 141V142H253ZM254 141V143H256ZM262 141V140H261ZM260 141V142H261ZM264 141V140H263ZM7 142V143H8ZM47 142V141H46ZM107 143V142H105V141H102V143ZM118 142H120V141H118ZM123 141H121V143H122ZM145 142H146V140H145ZM152 142H154V143H152ZM152 142H149L150 144L152 143V145H154V146H152L151 145V148L152 149H154L155 147L157 148L158 147V149H160V147H159V143H156L154 140L152 141ZM174 142H172V143H174ZM178 142V141H177ZM177 142H175L173 145H174V147L173 146H171L172 145V143H171V145H170V147H169V143H168V146L167 145H165V147H167L168 148V150H170V149H174V148H176L177 149V147L179 146L178 144H177ZM251 141L250 142H247V143H252ZM3 143H5V142H3ZM2 143V144H3ZM7 143H5V146H7L8 144ZM13 143V142H12ZM16 143H17V141H16ZM21 143V142H20ZM19 143V144H20ZM27 143H25L27 146L28 145H30V144H27ZM33 143V142H32ZM39 143V144H38ZM58 143H59V141H58ZM94 143V142H93ZM93 143H91V144H93ZM101 143V142H100ZM99 143V146L96 144V142L94 143V144H96L95 146L97 147L98 146V148H96L97 150H98V153L100 152L101 153V151H104L105 150V148L103 147V145L104 144H100ZM120 143V144H121ZM135 143H137V145L139 144L137 141L135 142ZM140 143H141V141H140ZM143 143H144V141H143ZM148 143V145L145 143V145H147V147L149 146V148H150V144ZM158 145V146H155L156 144ZM203 143H204V141H203ZM213 143H212V145H213ZM220 144H222L221 143V139H220V142H219ZM1 144V143H0ZM1 144V145H2ZM23 146H21V150H24V149H26L25 148V146L26 145H24L23 143H21ZM91 144H90V146H91ZM109 144V143H108ZM119 144V143H118ZM120 144H119V146H120ZM176 144V145H175ZM217 144V143H216ZM215 143H214V146L213 147H216L215 145H216ZM219 144V145H220ZM259 144V143H258ZM261 144V143H260ZM53 145H54V142H53ZM52 145V146H53ZM60 145H58V148H56V149H61L62 147L60 146ZM63 145H65V144H63ZM104 148V150H99L100 149V147L101 146ZM112 145V144H111ZM126 145V147L124 148L125 150H126V148H128V150H129V146L127 145V144H125ZM124 144L123 145H121V147L122 146H125ZM134 145V144H133ZM144 144L141 146V144H140V146L141 147H146ZM178 145V146H177ZM186 145V144H185ZM202 145V144H201ZM203 145V146H204ZM219 145H217V146H219ZM20 146V145H19ZM32 146H30V147H32ZM60 146V147H59ZM89 146V147H90ZM94 146V145H93ZM92 146V147H93ZM105 146H106V144H105ZM114 146V145H113ZM113 146H112V148H113ZM116 146H118L117 144H116ZM161 147H163L162 145H160ZM175 146H177V147H175ZM188 146V145H187ZM221 146V145H220ZM222 146H223V144H222ZM22 147H24V149H22ZM29 147V146H28ZM51 147V146H50ZM54 147V146H53ZM87 148L88 149V152L90 151V149H94V148ZM108 147L110 148V144H109V146H107V148H106V153L105 152H102L101 154L99 153V155H98V153H97V151L95 152V151H93L94 152V154L92 153V151L90 152V153H88V154H91V156L90 155H88V156H90V158L92 159V161L93 160H95V159H93L94 158V156L96 157L97 156V158H96V160L99 162L100 160H98L99 158H100V156L103 154V155H107L108 154V152L109 153H111V155H112V158H114V157H116L117 159H119L118 157V155H120L121 153H123L121 150H119V152H121L120 154L118 153V154H115V153H113L112 152V148L110 149L111 151H107V149H108ZM134 147H135V145H134ZM134 147H132L131 146V148H134ZM146 147V149H147V151H146V149L145 150H143V148H142V150L143 151H145V153L146 152H148V153H146V158L148 157V156H150V155H156V154H159V155H157L159 158L158 159H160V152H161V150L159 151V150H157L156 148V150H157V152L156 153H154L153 151H148V149L149 148H147ZM164 147V148H165ZM171 147H173V148H171ZM212 147V146H211ZM64 148H65V146H64ZM116 148H118V147H116ZM123 148V147H122ZM130 148V149H131ZM138 148H139V150H140V147H139V145L137 146V150L136 149H134L135 151H139L138 150ZM170 148V149H169ZM179 148V147H178ZM184 148V147H183ZM186 148V147H185ZM221 149H222V147H220ZM219 147H218V149H220ZM1 149L3 150L4 148H2V146H1ZM0 149V151H2ZM28 149V148H27ZM26 149V150H27ZM114 149V148H113ZM162 149V151L163 150H167L166 148L165 149H163V148H161ZM215 149H217V148H215ZM220 149V150H221ZM51 150V149H50ZM128 150H126V151H128ZM133 150V149H132ZM132 150H129L128 152H130V151H132ZM142 150H140L141 152V154L143 153V151ZM149 150H151V149H149ZM179 151L180 150H182V149H178ZM183 150H186V149H183ZM6 151V150H5ZM5 151H3V152H0V153H6V154H10V152L9 153H7V151L5 152ZM54 151V150H53ZM64 151V150H63ZM62 151V152H63ZM84 151H86V150H84ZM158 151H159V153H158ZM174 151H177V150H175L174 149ZM179 151H177V152H179ZM81 152V151H80ZM128 152H124L125 154H127V158H125L124 157V159H126V163H128L129 161H131V158H133V156H134V160L136 159L135 158V153L134 154H132L133 156H131L130 155V153L128 154ZM136 152V154H138ZM152 152H153V154H152ZM176 152V153H177ZM222 152V151H221ZM64 153V152H63ZM67 153V151H65V154ZM82 153H84V155L85 154H87V152H82ZM79 154V156L80 155H83V154ZM115 154V155H117V156H115L114 155V157H113V154ZM132 153V152H131ZM139 153V154H140ZM145 153H143L144 155L143 156H145ZM149 153H151L150 155H149ZM162 153V157H163V153L164 152H161ZM179 153H181V151L179 152ZM178 153V154H179ZM183 153V152H182ZM182 153H181V155H182ZM68 154V153H67ZM71 154V153H70ZM96 154V155H95ZM147 154H148V156H147ZM258 154H260V153H258ZM258 154H256V156L258 155ZM14 155V154H13ZM94 155V156H93ZM111 155H110V157H111ZM122 156H126V155H124V154H121ZM121 155H120V157H121ZM154 155V157H156ZM166 155V156H165ZM180 155V154H179ZM1 156V155H0ZM12 156V155H11ZM67 156V155H66ZM68 156H69V154H68ZM87 155H85L84 157L85 158H87L88 157ZM128 156H130V160L128 159L129 157ZM137 156H139V155H137ZM141 157H142V155H140ZM139 156V157H140ZM258 156H260V155H258ZM3 157H5V156H3ZM7 157V156H6ZM10 157V156H9ZM93 157V158H92ZM99 157V158H98ZM101 157H103V156H101ZM106 157V156H105ZM110 157H109V159H108V155H107V159H103V160H105L104 161V165L106 164V163H109V161L108 160H110ZM138 157V158H139ZM141 157H140V159H141ZM153 157V158H154ZM164 157L169 161V160H171L168 156H167V154H165L164 153ZM47 158H50V157H47ZM46 158V159H47ZM54 158V157H53ZM75 158H76V156H75ZM78 158V157H77ZM80 158V157H79ZM79 158H78V160H79ZM112 158H111V160H110V162L112 161ZM150 158V157H149ZM149 158H147L145 161L147 162L146 164H149L148 166H150V164L152 163H150V162H148V159ZM152 158V157H151ZM157 158V157H156ZM165 158H162L161 159V161L164 159V161H162L163 163H162V165L163 164H165V162H166V160H165ZM1 159H3V158H1ZM29 159H30V157H29ZM51 159V158H50ZM50 159H48L49 161H50ZM57 159V158H56ZM69 159H70V157H69ZM72 159V158H71ZM89 159V158H88ZM101 160H102V158H100ZM129 161H128V160ZM144 159H145V157H144ZM258 159H259V157H258ZM31 160V159H30ZM30 160H24L23 162H24V164L27 162H29ZM35 160V159H34ZM54 160V159H53ZM58 160H60V159H58ZM141 160H143V158L141 159ZM256 160V159H255ZM47 161V160H46ZM51 161H52V159H51ZM51 161H50V164L49 163H47V165L48 166H50L51 165V167H53L54 165H55V162L56 163H60V162H58V161H56V160H54L55 162H54V165L53 164H51ZM80 161V160H79ZM90 161V160H89ZM113 161H114V159H113ZM112 161V162H113ZM121 161L123 162L124 160L123 159H121ZM132 161H133V159H132ZM154 161H157V159L156 160H154ZM153 161V162H154ZM1 162V161H0ZM3 162V161H2ZM9 162V161H8ZM22 161L20 162V163H23ZM42 162H44V161H42ZM103 162V161H102ZM101 161L99 162V164H101L102 163ZM135 162H139L140 163V165L142 166V164L144 165L145 164V162L143 163V161L142 162H140V161H137V159H136V161ZM159 161H157L156 162V164L158 163ZM27 163L24 165V164H20V165H18L19 167L20 166H22V168H21V171L20 170H18V166H17V170L16 171H14L13 173V175H15L16 173H18L19 171L20 172H23V170H24V167L26 166V168H28L29 166H31V165H27ZM29 163H31V162H29ZM65 163V162H64ZM115 163H118V166H120L119 164H120V161L119 162H115ZM124 163V162H123ZM126 163H125V165H126ZM129 163H132V162H129ZM134 163V162H133ZM133 163H132V165H133ZM139 163H136V167H134L133 169H134V171L132 172V166H131V168L128 166V168H130L129 169V172L131 173H134V176L133 177H135V175H137V173H135L136 171H135V168H137V166H138V171H139V173L141 174V176H143L144 175V173L145 172H147L148 171V167H147V170H146V168L144 169V168H142L144 171H141L140 172V165H139ZM142 163V164H141ZM2 165H3V163H1ZM0 164V166H2ZM32 164V163H31ZM43 165H44V163H42ZM63 163H60L59 165H60V170H66L67 169V167L68 168H73L70 164H68V163H65V165L66 164H68V165H70V166H65V167H61V166H63L62 165ZM83 164V163H82ZM94 164V163H93ZM95 164H97V163H95ZM99 164H97L98 166H99ZM113 164V163H112ZM111 163H109V165H112ZM135 164V163H134ZM138 164V165H137ZM154 164V163H153ZM159 164H161V162H159ZM158 164V165H159ZM170 164V165H169ZM171 161L170 162H168V166H171ZM9 165H10V163H9ZM45 165H46V163H45ZM59 165H58V167H59ZM73 165V164H72ZM78 165V164H77ZM90 165V164H89ZM89 165H87V166H89ZM101 165H103V163L101 164ZM100 165V166H101ZM115 165V164H114ZM114 165H112V166H114ZM117 165V164H116ZM124 165V166H125ZM155 165V164H154ZM154 165H152V166H154ZM3 166H5V165H3ZM15 166V167H16ZM48 166H47V168H48ZM74 166V165H73ZM76 166V165H75ZM79 166L81 167V165L79 164ZM78 166V167H79ZM92 166V162H91V165H90V167ZM93 166H95V165H93ZM100 166H99V168H100ZM105 166H107V164L105 165ZM112 166H109L110 168H112ZM124 166L123 165H121V167L119 168L121 171H124ZM151 166V167H152ZM156 167H157V165H155ZM172 166H175V165H172ZM6 167V166H5ZM9 167V166H8ZM8 167L7 168H3V169H8ZM33 167V165L30 167V169ZM51 167H49V168H51ZM57 167V166H56ZM56 167H53V168H55L56 169ZM84 167L85 166H83V167H81L82 169H84ZM96 168L95 169H97L98 167L97 166H95ZM123 167V168H122ZM150 167V168H151ZM160 167H161V165H160ZM10 168H11V165H10ZM9 168V169H10ZM26 168H25V170H26ZM61 168H64V169H61ZM74 168H76V167H74ZM98 168V169H99ZM113 168H115V169H117V167H113ZM123 170H122V169ZM126 168H127V166H126ZM158 168V167H157ZM167 169L169 168V167H166ZM166 168H165V170H166ZM171 168H173L174 169V167H170L169 168V170L167 171V173L168 172H170L171 170H173V169H171ZM11 169H14V167L13 168H11ZM16 169V168H15ZM23 169V170H22ZM35 169V168H34ZM58 169V168H57ZM78 168H76V170H77ZM80 169V168H79ZM78 169V172L80 173V174H76V172L74 173V174H76V175H74V176H77L76 178L77 179H75V177H74V181H78V180H82V182H84V179H86V167H85V171L84 170H79ZM91 169V168H90ZM94 169V168H93ZM94 169V170H95ZM100 169H102V168H100ZM104 169H106L105 167H104ZM109 169V168H108ZM118 169V170H119ZM153 170H154V167L152 168ZM24 170V171H25ZM59 170V169H58ZM68 170V169H67ZM70 170H72V169H69L68 171L70 172ZM74 171H75V169H73ZM92 170V169H91ZM91 170H89V172L91 171ZM93 170V171H94ZM107 170V169H106ZM119 170V171H120ZM126 170V169H125ZM153 170H151V171H153ZM163 171V169H162V172H166V171ZM7 171H12V170H7ZM7 171H5V172H7ZM27 171V174H28V169L26 170ZM31 171V170H30ZM29 171V172H30ZM33 171V170H32ZM32 171L29 173V174H31L32 173ZM35 171V170H34ZM56 171V170H55ZM82 171H84L83 172V174H85V176L81 173ZM113 171H114V169H113ZM137 171V172H138ZM150 171V170H149ZM150 171V172H151ZM161 171V170H160ZM19 172V173H20ZM60 172V171H59ZM58 171H57V173L58 174H60L61 172H63V171H61L60 173H59ZM65 173L67 172V171H64ZM88 172V171H87ZM112 172V171H111ZM110 172V173H111ZM115 172H117V171H115ZM127 172V171H126ZM129 172H127V173H125L126 175L125 176H127V178H128V175L130 174ZM144 172V173H143ZM189 172V171H188ZM188 172L186 173V175L188 174ZM9 172H7V174H8ZM18 173V174H19ZM24 173V172H23ZM26 173V172H25ZM24 173V175H26ZM33 173H35L36 175H38V170H37V172L35 171V172H33ZM31 174V175H34V174ZM57 173H56V175H57ZM90 173H92V174H90V175H93V172H90ZM98 173H101V174H103V171L101 172V170H100V172H98ZM104 173H106V172H104ZM108 173H109V171H108ZM108 173H106L105 175H107ZM138 173V174H139ZM166 173V174H167ZM20 174H22V173H20ZM28 174V175H29ZM54 174H55V172H54ZM54 174H53V177L51 178V179H53L55 176H54ZM67 174H68V172H67ZM67 174H64V176L66 177L67 176ZM83 175L82 177L83 178H81L80 177V179H78L79 178V176L80 175ZM114 174V173H113ZM118 174V173H117ZM120 174V175H119ZM118 175H119V177L122 175L123 176V174L120 172ZM128 174V175H127ZM143 174V175H142ZM174 176V178L176 177H179V179H180V177H181V179H182V176L184 175V177H185V174H183L182 173V175L180 176V174H179V176L178 175H176L175 176V174L176 173H172ZM10 175V174H9ZM13 175H11L12 176V178H13ZM30 175V176H31ZM34 176V178H32L33 176H31V178H32V180L31 179H27V180H30L31 182L35 179L36 180V178H37V176ZM48 175V174H47ZM51 175H52V173H51ZM61 175H63L62 173H61ZM72 175V174H71ZM89 174H88V176H90ZM100 175V174H99ZM131 175V174H130ZM163 175H165L164 173H163ZM27 176V175H26ZM40 175H38V178H40L39 177ZM50 176V175H49ZM69 176V175H68ZM95 176H96V178L98 177L97 176V174L95 175V172H94V175L93 176H90V177H92L93 178V182H94V179H96L95 178ZM101 176V175H100ZM103 176H104V174H103ZM103 176H101L102 178H103ZM107 176H109V175H107ZM139 176L140 175H138L137 177H135L134 179H133V177L131 176V178L134 180V182L136 181V179H138L139 178ZM141 176H140V179H138L136 182V184L133 182V184H135V185H133L132 183H130V181H128V179H124V177H122L123 179H124V181L125 180H127L129 183L128 184H132L131 186L134 188L135 187V189L134 190H136L137 191V193L139 194L140 192H141V188L142 187H144L143 188V190H142V192H144V190H145V193H144V195L145 194H147L146 193V189L147 188H149V189H147V191L148 190H150V188L151 187H149L150 185L151 186H153L152 184H154L153 182H152V180H150L149 178H148V181H146L147 180V176L146 175H144L145 176V178H146V182H148V184H150V182H152V184H150L148 187L146 186V184L147 183H143V181H144V178H143V181L141 182V181H139V180H141L142 178H141ZM143 176V177H144ZM15 177V176H14ZM36 177V178H35ZM48 177V176H47ZM64 177V179H63V181L65 182V180H66V178L67 179H69L68 177H66L65 178ZM70 177V176H69ZM72 177H73V175H72ZM90 177H89V179H90ZM101 177H98V178H101ZM105 177V176H104ZM114 177V176H113ZM118 176H116V179H118L117 178ZM173 177H172V179H173ZM11 178V180H13V179H15V178H13L12 179ZM28 178V177H27ZM37 178V180H39ZM55 178H57V176L55 177ZM55 178L53 179L54 181H55ZM71 178V177H70ZM105 178H107V177H105ZM109 178V177H108ZM111 178V177H110ZM121 178V177H120ZM119 178V179H120ZM126 178V177H125ZM129 178H130V176H129ZM163 178H165L164 176H163ZM176 178L175 179H173V180H171V182L172 181H175L176 180ZM20 179V178H19ZM19 179H15V180H18V182H19ZM48 179H50V178H48ZM50 179V180H51ZM62 179V178H61ZM89 179H86L87 180V182H89ZM104 179V178H103ZM159 179V180H158ZM157 180L159 181V183H160V181H162L161 183H163V181L164 180H166V178L164 179V180H160L161 179V176L158 178ZM171 179V178H170ZM179 179H177L178 181H179ZM180 179V180H181ZM14 180V181H15ZM34 180V181H35ZM70 181H71V179H69ZM85 180V181H86ZM99 180V179H98ZM109 180V183H110V179H108ZM107 180V181H108ZM115 178H113L112 180H111V182L113 181V183L112 184H114V183H116L115 181H118V180H115ZM45 181H49V180H45ZM53 181V183L55 184V182ZM62 181V182H63ZM70 181H68V182H70ZM91 181V180H90ZM102 182H106L105 181V179L104 180H101ZM100 180H99V182L96 180V182L97 183H99V184H102L103 185V183L101 182ZM120 181V180H119ZM121 181H123V180H121ZM123 181V182H124ZM138 181H139V183L141 184V186H142V184H144V186H142L141 188H139L138 186H140L139 185V183H138ZM158 181H155V183L156 182H158ZM167 181H169L168 179H167ZM167 181H164V183L165 182H167ZM13 182V181H12ZM25 182V181H24ZM31 182H25L26 184L28 183V184H30ZM46 182V183H47ZM50 182H52V181H49V183ZM57 182H58V180H57ZM79 182V181H78ZM82 182H80V183H82ZM93 182H90V186L92 185V183ZM24 183V184H25ZM53 183H51L52 185H53ZM67 183V182H66ZM72 183H73V178H72ZM77 183V182H76ZM76 183H73V185L74 186H76L75 184ZM95 183V182H94ZM96 183V184H97ZM108 183V182H107ZM121 183V182H120ZM125 184H127V182L125 181L124 182ZM177 184L178 183H180V182H176ZM1 184V183H0ZM13 184H14V182H13ZM21 184V183H20ZM71 184V183H70ZM87 183H85V185H86ZM111 184V185H112ZM123 184V183H122ZM122 184H119V183H117V185H121V187H122V190H123V188H125L124 189V191H128V189H127V187H129L128 186V184H127V187H125L126 185H124L123 184V186H122ZM137 184H138V186H137ZM147 184V185H148ZM168 184L170 185V184H174L173 186L175 187L176 185H175V182H172V183H170V181L168 182ZM166 185L165 184V188L164 187H160L161 189H163V190H161V191H163V192H160L159 190H160V188L158 187V191L160 192V193H163V194H165V195H167L168 193L167 192H171L170 190L173 188L172 186V188H169V187H166V186H169V185ZM2 185V184H1ZM0 185V186H1ZM17 185V183L14 185V186H16ZM50 185V184H49ZM58 185V184H57ZM56 185V186H57ZM64 185H66L67 186V188L69 187V184L67 185V184H64ZM72 185V187L74 188V186ZM82 185H84V183H82ZM88 185V184H87ZM114 185H116V184H114ZM157 185V184H156ZM161 184H159V186H160ZM164 184H162L161 186H163ZM18 186H21V185H19L18 184ZM26 186V185H25ZM25 186H24V188H25ZM28 186L29 185H27V187L26 188H28ZM51 186V185H50ZM55 186V185H54ZM78 186V187H77ZM77 188H78V190L80 189L79 187H82V186H80V184H77ZM89 186V185H88ZM89 186V188L88 189H90L91 191L89 192V193H96L97 192V190H96V192H94V188H97V186L94 184V188H93V186H91L90 187ZM96 186V187H95ZM139 188V189H136L137 187ZM154 186H155V184H154ZM3 187H5V185H3ZM22 187V186H21ZM70 187H71V185H70ZM69 187V188H70ZM71 187V189L70 190H67V191H64V193L65 192H68V191H71L73 188ZM75 187V188H76ZM131 187V188H132ZM145 187H146V189H145ZM16 188H18L17 186H16ZM23 188V187H22ZM75 188H74V190H72V191H76L75 190ZM84 189H86L87 190V186H86V188H85V186L83 187ZM83 188H81L80 189V192H81V190L83 189ZM168 190H167V189ZM11 189V188H10ZM13 189V188H12ZM29 189V188H28ZM61 189V188H60ZM100 189V188H99ZM98 189V192L100 191L101 192V190H103V189H100L99 190ZM141 189V190H140ZM153 189H156V186L153 188ZM165 189L167 190L166 191V193H165ZM1 190H5L6 192H9V191H7L6 190V188L5 189H2V188H0V192H1ZM16 190V189H15ZM14 190V191H15ZM43 189H41V191H42ZM44 190H45V188H44ZM62 190V189H61ZM77 190V191H78ZM157 190V189H156ZM156 190H150V191H156ZM192 190V189H191ZM5 191H2V192H5ZM18 191V192H17ZM23 192L25 191V190H22ZM29 191H30V189H29ZM41 191H36V192H40L41 193ZM47 191H48V189H47ZM84 191V190H83ZM88 191V190H87ZM103 191H105V190H103ZM131 191V189H130V187H129V192ZM139 191V192H138ZM150 191H148L149 193H150ZM158 191H157V193H155L154 192V196L157 194L158 195ZM259 191H262V190H259ZM0 193L1 194V198H2V194H3V197H8V196H10L11 194H7V193ZM15 192H17V193H19V190L17 189ZM23 192H20V193H22L23 194ZM28 191H26V192H24V194L26 195V193H27ZM36 192H34V194L36 193ZM61 192V191H60ZM74 192H70L71 193V195H68V194H65V195H63L65 198H66V195H68L67 197H72V194L74 193ZM79 192V191H78ZM80 192L78 193V194H80ZM86 191H84V193H83V196L85 195V194H88V193H85ZM97 192V193H98ZM107 192H109V191H107ZM124 193L125 195L127 194V193H129V192H127V193ZM189 192H190V190H189ZM192 193H193V190L191 191ZM10 193V192H9ZM20 193L18 194V195H20ZM32 193V192H31ZM46 193V192H45ZM77 192H75V194H74V196H73V198H69L70 200L71 199H73L74 201H75V198L77 199V197L79 196H77V194H76ZM96 193V194H97ZM133 193V192H132ZM132 193L130 194V195H132ZM136 193V194H137ZM149 193L147 194V195H149ZM186 193H188V192H186ZM5 194H7V195H5ZM14 194V193H13ZM28 194H30V192H28ZM33 194V193H32ZM31 194V195H32ZM33 194V195H34ZM42 194V193H41ZM41 194H39V195H41ZM60 194V193H59ZM63 194V193H62ZM62 194H61V196H60V198H62ZM94 194H90L91 196H89V194H88V196L89 197H83L81 194H80V196H82V197H80L81 199H83L84 198V200H85V202L87 203L88 201L86 200V199H89L90 197H91V200L94 198L93 196H94ZM102 194V193H101ZM101 194H99L98 193V195H97V197H95V198H98L99 197V195L101 196ZM133 194H135V193H133ZM134 195L135 196V198H136V196H138L139 197V195H141V194H139V195ZM143 194V193H142ZM152 194H153V192H152ZM151 193H150V195H149V197L152 195ZM17 195V194H16ZM31 195L29 196V195H27V197L29 196V197H31ZM32 195V196H33ZM37 195V194H36ZM44 195H46V194H44ZM104 195V194H103ZM102 195V196H103ZM106 195L108 196V194L106 193L105 194V197H106ZM110 195H112V193H110L109 192V198H110V202H111V200H113L112 202L113 203H115L114 202V200L116 199V197L114 196V197H111ZM129 195V194H128ZM130 195H129V198H131L130 197ZM188 195H190V194H188ZM259 195V194H258ZM261 195H264V193L263 194H261ZM11 196H13V195H11ZM77 196V197H76ZM96 196V195H95ZM143 195H141V197H142ZM191 196V195H190ZM194 196V195H193ZM192 196V197H193ZM27 197H24L25 198V205H28V203L31 201H28L29 199H26ZM28 197V198H29ZM34 197H35V199L37 198L38 199V196L36 197L35 195H34ZM41 197H43L42 195H41ZM40 197V198H41ZM45 197V198H44ZM43 198H44V201H48V199L50 200V198H48L47 199V197L46 196H44ZM63 197V198H64ZM108 197H106L107 199H109ZM126 197H127V195H126ZM138 197L134 200V197H132V200H128V197H127V200H125L126 198H125V196H124V198L125 199H123L122 197V200H125L127 203L129 202V201H131V203H133V202H135L137 199H138ZM152 197V196H151ZM262 198L264 197V196H261ZM16 198V197H15ZM14 198V199H15ZM31 198H33V197H31ZM30 198V199H31ZM64 198V199H65ZM94 198V199H95ZM99 198H101V197H99ZM98 198V199H99ZM105 198V199H106ZM112 198H115V199H112ZM117 198H119V197H117ZM194 198V197H193ZM3 199V198H2ZM0 200L1 202H5V201H3V200ZM13 199V200H14ZM16 199H19L20 200V198L18 197V198H16ZM34 199V198H33ZM42 199V198H41ZM68 199V200H69ZM79 199V198H78ZM77 199V200H78ZM80 199V201H82ZM102 199H104L103 197L100 199V200H102ZM106 199V200H107ZM11 200V198L8 200L7 199V201L9 202ZM13 200H11V201H13ZM24 200V199H23ZM27 200V201H26ZM39 200V199H38ZM43 200V199H42ZM60 200H63V199H59L58 200V202H53L54 201V199H52L51 201L53 202V203H55V205H56V203H58V205H60V203L62 202H64V201H61L60 202ZM73 200H71V201H73ZM76 200V201H77ZM97 200V199H96ZM120 201V200H115L116 201V203H121V202H123V201ZM222 200H223V198H222ZM225 200V199H224ZM258 200V199H257ZM260 201H261V199H259ZM263 200V199H262ZM46 201V202H47ZM73 201V202H74ZM79 201V200H78ZM77 201V202H78ZM79 201V202H80ZM108 200L106 201V202H108V204L110 203ZM118 201V202H117ZM226 201H228V199H226ZM229 201H231V200H229ZM8 202H7V204H8ZM17 202V204H19L20 202V204H21V206L23 205L24 206V202H23V204H22V201H20V202H18V201H16ZM28 202V203H27ZM39 202H40V200H39ZM51 202V203H52ZM67 201H66V199H65V202L64 203H66ZM69 202V201H68ZM73 202H71V204L73 205L74 203ZM83 202L84 201H82L81 203V207L83 206ZM90 202V201H89ZM89 202L87 203V204H89ZM95 202H97V201H95ZM98 202H99V200H98ZM102 202V201H101ZM110 203L111 205V207H114L113 205V203ZM125 202V203H126ZM219 202V201H218ZM222 202V201H221ZM6 203V202H5ZM12 203H14V202H12ZM12 203H10V204H12ZM42 203H43V201H42ZM45 203V202H44ZM61 203V204H62ZM63 203V204H64ZM85 203V204H86ZM104 203H105V201H103V203L101 204H99L100 206L99 207H102L103 205H104ZM115 203V204H116ZM130 203V204H131ZM227 204H228V202H226ZM261 203V202H260ZM260 203H258V204H260ZM264 202H262V204H263ZM0 204H3V203H0ZM5 205V204H3L0 208V264H35L37 261H43L45 264H98V262H102V260H103V258L105 259L106 257H108L109 256V252H111V253H113V251H112V249L110 248V249H106V251L105 252H107V251H109V250H111V251H109L107 254H105V253H102V250H101V252H99L100 251V249H99V247H98V245H96V247H98V248H95V246H94V243L91 241V244L94 246H90V243H89V246L91 247V248H88L89 246H88V244L86 245L85 243H86V238H84V239H86L85 240V243H84V245H85V249L83 248L84 246H83V243H81L82 241H84V240H82L81 239V237H85V236H80V238L78 237V243L80 242L81 244H78V243H76L77 245H75V247L73 248V247H71V245H69V243H68V245L66 246L65 245V243L62 241V240H59V239H55V238H52V236L51 237H47V236H45V235H43V229H41V228H38V227H34L35 225H33V229L32 230H30V228H29V230L30 231H28V230H26L24 227H28V226H26L27 225V223L28 222H26V225H24V223L23 222H21V221H24L25 219L27 220V221H30V218H31V215H27V216H30V218H24L25 217V214H24V217L22 216L23 214L22 213H24L23 212V210L22 209H24V211H25V208L27 207V206H24L25 208H22V207H20V204H19V207H17V208H19V209H21V212H19L18 213V210H17V212L14 210V207H16V206H18V205H13L12 204V207L13 208H11V206H10V204H8L9 206H10V208L9 209H7V207H9L8 205ZM14 204H16V203H14ZM31 204V202L29 203V205ZM41 204V203H40ZM39 204V209H40V205ZM78 203H76V204H74L73 206L76 208V210H78L80 207V205L78 204V206H76ZM91 204V203H90ZM94 204V203H93ZM96 204V203H95ZM123 204H124V202H123ZM123 204L121 205V207H120V209L122 210V208H124L125 209V206L124 207H122L123 206ZM226 204V205H227ZM230 204V203H229ZM228 204V205H229ZM32 205V204H31ZM30 205V206H31ZM66 205H68V203L66 204ZM96 205H98V204H96ZM95 205V206H96ZM102 205V206H101ZM106 205V204H105ZM117 205V204H116ZM115 205V206H116ZM127 205H129V203L128 204H126V206ZM132 205H134V203L132 204ZM132 205H129L130 206V208H131V206ZM151 205V204H150ZM173 205V204H172ZM171 205V206H172ZM222 204H220V206H221ZM224 205V204H223ZM231 205H232V202H231ZM264 205V204H263ZM262 205V206H263ZM30 206H28L27 207V209L30 207ZM33 206V205H32ZM34 206H36V205H34ZM33 206V207H34ZM61 207H59V209L61 208V209H63V210H65L63 207H62V205H60ZM64 206H65V204H64ZM71 205H70V203H69V205H68V207H70ZM106 206H108V205H106ZM106 206H105V209L104 210H106L107 208V213L110 211L109 210V208L111 209V207L109 206V207H107L106 208ZM129 206L128 207H126L127 209L129 208ZM146 206V205H145ZM148 206V205H147ZM146 206V207H147ZM225 206V205H224ZM230 206V205H229ZM229 206H228V208H229ZM32 207V208H33ZM42 207H43V204H42ZM68 207L66 208V210H70V209H68ZM72 207V206H71ZM70 207V208H71ZM74 207H72V209L70 210V212H72V210L74 211V214H76V212H78V211H76L75 209H73ZM78 207V208H77ZM98 207V206H97ZM98 207V208H99ZM145 207V208H146ZM148 207H152V208H150L149 209V211H152V213L154 212V214H155V210H152L153 208H154V205L152 206H148ZM147 207V208H148ZM223 207V206H222ZM258 207H260V206H258ZM6 208V209H5ZM31 208V207H30ZM32 208H31V210H32ZM38 208H36V209H38ZM44 208H46L45 206H44ZM83 208V207H82ZM88 208V206L86 207V209ZM133 208V207H132ZM146 208V209H147ZM221 208V207H220ZM219 208V209H220ZM2 209H3V211H2ZM10 209H11V211H10ZM34 209V211L36 210L35 208H33ZM39 209L36 211V212H38L39 211ZM47 209V208H46ZM46 209H45V211H46ZM99 209H102V208H99ZM119 209V210H120ZM123 209V210H124ZM146 209H144V214L147 212V210ZM172 209H173V207H172ZM223 209H224V207H223ZM230 209V208H229ZM228 209V210H229ZM9 210V211H8ZM12 210H14L16 213H14V211H13V215L11 214V212H12ZM30 210V209H29ZM30 210V211H31ZM80 210H82V209H80ZM79 210V212H81ZM83 210H85V207H84V209ZM82 210V212H84L85 213V211H83ZM111 210H113V209H111ZM126 210V209H125ZM136 210V209H135ZM141 210V211H140ZM142 210H143V208L142 209H139V210H137V211H140V212H142ZM221 210V209H220ZM5 211H7L8 213L7 214H9V217L10 216H13V219L15 218L14 216V214H16L17 216H18V219L17 220H19V218H20V220L21 221H19L18 223H17V221H16V219H14L15 221L13 222V221H11L12 222V224H10L11 222L8 220V219H6V218H9V217H6L7 216V214H5L6 212ZM20 211V210H19ZM28 210H26V212H27ZM40 211H43L44 212V210L42 209V210H40ZM39 211V212H40ZM134 211V210H133ZM149 211L147 212L148 213V216H149V218H152V216L153 217H156L154 214H150L149 215ZM219 211V210H218ZM261 211V210H260ZM262 211H264V209L262 210ZM2 212H5V213H2ZM29 212V211H28ZM28 212H27V214H28ZM33 212V211H32ZM31 212V213H32ZM36 212H35V215L34 216H36V215H39V214H36ZM47 212H49V211H47ZM124 212V211H123ZM21 213V214H20ZM34 213V212H33ZM33 213H32V216H33ZM50 213V212H49ZM64 213V212H63ZM67 213V212H66ZM69 213V212H68ZM111 214H112V218H118V216L117 215H113V212H110ZM109 213V214H110ZM120 213V212H119ZM126 213V212H125ZM135 213H136V211H135ZM138 213V212H137ZM136 213V214H137ZM20 216H22L23 218H21V217H19V215ZM30 214V213H29ZM41 214V213H40ZM44 214H47V213H44ZM44 214H41V216L43 215V218L45 217L44 216ZM73 214V212H72V215H71V217L70 218H72V219H74L72 216L74 215ZM83 214V213H82ZM114 214H118V213H114ZM121 214H123L122 212H121ZM127 214H129L128 212H127ZM139 214V213H138ZM143 214V215H144ZM157 214H159V213H157ZM67 215V214H66ZM77 216L78 215H81V213L79 214H76ZM75 215V216H76ZM87 215V214H86ZM140 215H141V213H140ZM161 215V214H160ZM40 216V215H39ZM40 216V217H41ZM47 216H49V215H47ZM88 216H90V215H88ZM88 216H86V217H88ZM114 216V217H113ZM124 216V215H123ZM129 215H127L126 217H128ZM147 215H146V218L148 217ZM38 217V216H37ZM68 217V216H67ZM80 217H82V218H84L85 217V214H84V216H80ZM109 217H111V216H109ZM120 218H121V215L119 216ZM125 217V216H124ZM125 217V218H126ZM179 217V216H178ZM89 218V217H88ZM91 218V217H90ZM89 218V219H90ZM120 218H119V220H120ZM123 218V217H122ZM121 218V219H122ZM143 218H144V216H143ZM145 218V219H146ZM156 218H158V220H159V217H156ZM161 218H163V217H161ZM167 218V217H166ZM163 218V219H160V222H158L159 224L160 223H166V224H168V225H171L172 224V222L171 221H164V220H172L171 218ZM182 217H181V215H180V218H178L177 219V221L178 220H180ZM5 219L7 220V222L6 223H8V222H10V223H8V225L6 224V223H3L4 221H5ZM10 219V218H9ZM34 219V218H33ZM36 219V218H35ZM34 219V220H35ZM38 219V218H37ZM36 219V220H37ZM40 220H41V218H39ZM46 219H48L47 217H46ZM51 219V218H50ZM76 219V218H75ZM80 220H82L81 218H79ZM78 219V220H79ZM84 219H86L87 220V218H84ZM83 219V220H84ZM96 219V218H95ZM97 219H99V218H97ZM110 219V218H109ZM114 219V220H115ZM129 219V218H128ZM127 218H126V220H128ZM130 219H132V217L130 218ZM36 220H35V222H36ZM55 220V219H54ZM69 220V219H68ZM77 220V219H76ZM77 220V221H78ZM86 220H85V222H86ZM100 220V219H99ZM118 220V219H117ZM116 220V221H117ZM123 220V219H122ZM121 220V221H122ZM147 221L148 220H150V219H146ZM146 220H144V223H146L147 221ZM151 220H153V219H151ZM149 221L148 222V224L150 225L151 223H153L154 224V222L157 220V219H155L153 222L152 221ZM157 220V221H158ZM38 221V220H37ZM44 221V220H43ZM46 221V220H45ZM50 221H52V220H50ZM74 221V223H72L71 221H70V223L67 225V226H70L71 225V223H72V225L74 224V226H71V227H73V228H69V227H67V228H69V230H74V231H72V232H75L76 234H77V232H78V230H76L75 231V220H73ZM88 221V220H87ZM92 221V219H90V221H88V222H91ZM111 221H113V219L111 220ZM110 220H109V222H111ZM116 221L114 222L115 224H116ZM120 221V222H121ZM124 222H121V223H123L124 224V229L126 228L125 226H127L130 222H126L125 220H123ZM131 221V220H130ZM146 221V222H145ZM21 222V223H20ZM31 222H32V218H31ZM30 222V224H32ZM34 222V221H33ZM48 222H49V220H48ZM48 222H47V226L50 224H48ZM53 222V221H52ZM56 222H57V220H56ZM61 222V221H60ZM65 222V221H64ZM69 222V221H68ZM67 222V220H66V222L65 223H63V222H61V223H63L64 225L65 224H67L68 223ZM83 222V221H82ZM101 222H102V220H101ZM119 221H117V224L116 225H120V228L123 226V224H121ZM126 222V223H125ZM132 222V221H131ZM170 222V223H169ZM23 223V224H22ZM58 223V225H60V223H59V221L57 222ZM56 223V224H57ZM79 223V222H78ZM76 224V225H79V224ZM93 223V222H92ZM114 223H112L111 222V225L113 224V226H114ZM120 223V224H119ZM128 223V224H127ZM143 223V224H144ZM157 222H156V224H158ZM175 223H176V221H175ZM53 224V223H52ZM55 223L53 224V225H56ZM62 224V225H63ZM96 224H98V223H96ZM103 224V223H102ZM105 224H106V222H105ZM126 224V225H125ZM143 224H141L142 226V229H144V230H142L141 229V227L139 226V230H142V231H145V230H147V228L145 229L144 228V226L145 225H143ZM148 224H147V226H148ZM41 225V224H40ZM58 225H56L57 227H60V230L59 231H63V230H61L62 229V226L60 225V226H58ZM63 225V229L65 230V229H67V228H64L65 226ZM90 225H91V223L90 224H88L87 225V227L86 228H89L90 227ZM94 225V224H93ZM92 225V226H93ZM130 225V224H129ZM127 226L128 228L127 229H125V231H127V232H132L133 230L135 231V230H138V227L137 228H133L132 227V223H131V225L130 226ZM152 225V224H151ZM151 225L149 226L150 228H151ZM51 226V224L49 225V227ZM89 226V227H88ZM92 226H91V229H92ZM96 226V225H95ZM107 226H109V225H107ZM106 225L104 226L103 225V227H107ZM112 226V227H113ZM118 226H117V228H118ZM134 226V225H133ZM160 226V225H159ZM162 226V225H161ZM166 226V225H165ZM41 227V226H40ZM48 227V228H49ZM52 228L54 227V226H51ZM57 227H55V229H57ZM77 227V226H76ZM94 227V226H93ZM111 227V226H110ZM130 227H132V228H130ZM135 227V226H134ZM148 227V230H150V228ZM163 227H164V225H163ZM168 227V226H167ZM170 227V226H169ZM32 228V227H31ZM46 228V227H45ZM47 228V231L49 230ZM52 228H50V229H52ZM78 228V227H77ZM79 228H81V227H79ZM96 228V227H95ZM94 228V229H95ZM101 228V227H100ZM113 228H115V230H116V227H113ZM162 228V227H161ZM54 229V228H53ZM52 229V230H53ZM59 229V228H58ZM58 229L57 230H53V232L55 231V232H57L58 231ZM85 229V228H84ZM83 229V230H84ZM123 228H121V229H117V231L119 230L120 232H122L123 231V233L125 232L124 231V229L122 230ZM133 229V230H132ZM163 229V228H162ZM69 230L67 229V233L64 231V232H62L63 234L64 233H66L65 235L67 236V234H68V232H69ZM89 230V229H88ZM100 229H98L97 231H99ZM103 230V229H102ZM113 230V229H112ZM132 230V231H131ZM147 230V231H148ZM220 230V229H219ZM218 229H217V231H219ZM81 231H82V228H81ZM85 231H87V229L85 230ZM85 231H83L84 233H87V232H85ZM110 231H111V229H110ZM114 231V230H113ZM117 231H115L114 232V236H116V235H118L119 234V231L117 232ZM146 231V232H147ZM162 231V230H161ZM216 231V232H217ZM52 232V231H51ZM54 232V233H55ZM72 232H69L70 234H71V236H72V234H74V233H72ZM79 232H80V229H79ZM103 232V231H102ZM108 232V231H107ZM117 232V233H116ZM126 232V235L128 234ZM130 232H129V234H128V236H130ZM146 232H143V233H146ZM166 232V231H165ZM216 232H214L212 235H214L215 236V233ZM49 233V232H48ZM60 233V232H59ZM58 232L57 233H55V235L57 236V234H59ZM97 233V232H96ZM122 233V234H123ZM164 233V232H163ZM162 233V234H163ZM219 233V232H218ZM220 233H221V230H220ZM61 234V233H60ZM60 234L58 235V237L60 236ZM62 234V235H63ZM80 234H82V232H80ZM89 234V233H88ZM87 234V235H88ZM94 234H95V232H94ZM102 234V233H101ZM104 234V233H103ZM107 234V233H106ZM121 234V233H120ZM119 234V235H120ZM125 234V233H124ZM148 234V233H147ZM154 234V233H153ZM156 234V233H155ZM154 234V235H155ZM203 234V233H202ZM201 234V235H202ZM228 234V233H227ZM51 235H52V233H51ZM54 235V236H55ZM61 235V236H62ZM84 235V234H83ZM91 235H92V233H91ZM96 235V234H95ZM98 235V234H97ZM110 236H111V234H109ZM149 235V234H148ZM152 235V234H151ZM154 235H152V237L154 236ZM200 235V236H201ZM209 235V234H208ZM222 235H224V234H222ZM60 236V238L61 239H63V236L61 237ZM70 235H68V237H69ZM77 236H79V233H78V235H76V237ZM94 236V235H93ZM99 236H100V234H99ZM108 236V235H107ZM112 236H113V234H112ZM210 237H211V234L209 235ZM68 237H66V238H64V239H66V241H67V238ZM75 237V238H76ZM88 237V236H87ZM92 237V236H91ZM105 237V236H104ZM195 237V236H194ZM216 237V236H215ZM215 237H213L214 239H215ZM221 237V236H220ZM70 238V237H69ZM68 238V242H70L71 243V241L72 240H70ZM74 235H73V241H75L74 239ZM89 238V237H88ZM114 238H116V237H114ZM114 238H111V239H114ZM151 238V237H150ZM149 238V239H150ZM200 238V237H199ZM227 239H228V237H226ZM63 239V240H64ZM77 239V238H76ZM94 239V238H93ZM98 239V238H97ZM102 239V238H101ZM104 239V238H103ZM102 239V240H103ZM109 239V238H108ZM118 239V241H119V238H118V236H117V238H116V240ZM197 239H198V237H197ZM70 240V241H69ZM81 240V241H80ZM91 240V239H90ZM104 240H106V239H104ZM147 240H148V238H147ZM191 240V239H190ZM204 240V239H203ZM206 240V239H205ZM213 240V239H212ZM229 240V239H228ZM231 240V239H230ZM65 241V240H64ZM72 241V242H73ZM115 241V240H114ZM128 241H129V239H128ZM128 241H127V243H128ZM146 241V240H145ZM152 241H154V240H152ZM151 241V242H152ZM157 241V240H156ZM197 241H199V240H197ZM224 242H225V239L223 240ZM89 242V241H88ZM87 242V243H88ZM99 242V241H98ZM106 242V241H105ZM116 242V241H115ZM115 242H113V243H115ZM121 242V241H120ZM125 242L126 241H124L123 243H121V245L123 244V245H125ZM155 242V241H154ZM153 242V243H154ZM208 242V241H207ZM231 242V241H230ZM97 243V242H96ZM95 243V244H96ZM152 243V244H153ZM186 243V242H185ZM185 243H183V244H185ZM203 243V242H202ZM222 243V242H221ZM225 243H227V242H225ZM101 244V243H100ZM99 244V245H100ZM109 244V243H108ZM107 244V245H108ZM116 244H118V242H116ZM148 244V243H147ZM205 244V243H204ZM215 244H216V242H215ZM223 244V243H222ZM229 244V243H228ZM26 245V246H25ZM28 245H33L32 247L34 248L35 247V251L34 250H32V251H30V250H28L29 248L27 247ZM80 245L82 246V249H81V247H80ZM105 245V244H104ZM111 245H113V244H111ZM110 245V246H111ZM119 245V244H118ZM128 245V244H127ZM145 245H146V243H145ZM149 245V244H148ZM200 245V244H199ZM208 245V244H207ZM212 245V244H211ZM221 245V244H220ZM224 245V244H223ZM73 246H74V243H73ZM87 246V247H86ZM102 246V245H101ZM100 246V247H101ZM109 246V245H108ZM147 246V245H146ZM151 246V245H150ZM186 246V245H185ZM188 246V245H187ZM201 246H202V244H201ZM200 246V247H201ZM205 246V245H204ZM213 246H215V245H213ZM31 247V248H32ZM114 247V246H113ZM130 247H131V245H130ZM129 247V248H130ZM145 247V246H144ZM184 247V246H183ZM198 247V246H197ZM200 247H198V249L200 248ZM30 248V249H31ZM95 248V249H94ZM105 248V247H104ZM151 248V247H150ZM181 248V247H180ZM194 248H195V246L192 244V245H190V246H188L187 247V249L185 250L186 252V256H187V260H188V262L186 261L184 264H201L203 261H201L202 260V256L204 255V259L207 257V256H205V254H203V252H201L203 255H201V253L199 252H195V250H194ZM207 248V247H206ZM213 248V247H212ZM97 249H99V251L97 250ZM135 249V248H134ZM202 249V248H201ZM200 249V250H201ZM204 249V248H203ZM225 249V248H224ZM227 249V248H226ZM95 250H97V251H95ZM113 250H115V248L113 249ZM131 250V249H130ZM129 250V251H130ZM143 250V249H142ZM148 250H149V248H148ZM207 250H210V249H207ZM215 250V249H214ZM118 251V250H117ZM137 251V250H136ZM146 251V250H145ZM225 251V250H224ZM99 252V253H98ZM103 252H104V250H103ZM119 252V251H118ZM134 252V251H133ZM147 252V251H146ZM212 252V251H211ZM214 252V251H213ZM102 253V254H101ZM110 253V256L112 255ZM131 253V252H130ZM137 253V252H136ZM184 253V252H183ZM105 254V255H104ZM114 254V253H113ZM116 254V253H115ZM118 254V253H117ZM142 254H143V251H142ZM224 254V253H223ZM137 255V254H136ZM135 255V256H136ZM181 255V254H180ZM118 256H119V254H118ZM133 256V255H132ZM139 256V255H138ZM158 256H160V255H158ZM182 256H183V254H182ZM222 256V255H221ZM221 256H220V258H221ZM115 258H116V256H114ZM129 257V256H128ZM211 257V256H210ZM213 257V256H212ZM224 257V256H223ZM232 257V256H231ZM259 257V256H258ZM120 258V257H119ZM132 258V257H131ZM182 258H185L184 256L182 257ZM209 258V257H208ZM214 258V257H213ZM262 258V257H261ZM185 259V260H186ZM217 259V258H216ZM231 259V258H230ZM234 259V258H233ZM109 260V259H108ZM117 260V259H116ZM162 260V259H161ZM184 260V261H185ZM210 260H212V259H209V261ZM260 260V259H259ZM107 261V260H106ZM118 261V260H117ZM121 261V260H120ZM179 261V260H178ZM201 261V262H200ZM207 261V260H206ZM233 261H235V260H233ZM116 262V261H115ZM119 262V261H118ZM124 262H126V261H124ZM123 262V263H124ZM170 262H173L172 260H170ZM181 262V261H180ZM217 262H218V259H217ZM257 262V261H256ZM108 263V262H107ZM175 263V262H174ZM204 263V262H203ZM202 263V264H203ZM207 263V262H206ZM211 263V262H210ZM215 263V259H214V262H213V264ZM235 263V262H234ZM258 263V262H257ZM256 263V264H257ZM103 264H105V263H103ZM209 264V263H208ZM212 264V263H211ZM228 264H230L229 262H228ZM239 264V263H238ZM260 264H262V263H260Z\"/></svg>", "mask_w": 264, "mask_h": 264}]
</instances>
